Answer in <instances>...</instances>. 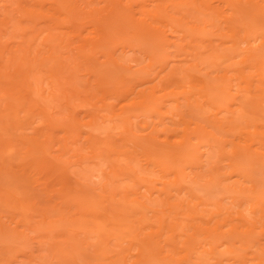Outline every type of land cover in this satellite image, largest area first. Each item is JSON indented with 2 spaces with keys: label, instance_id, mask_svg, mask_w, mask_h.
Instances as JSON below:
<instances>
[{
  "label": "bare ground",
  "instance_id": "obj_1",
  "mask_svg": "<svg viewBox=\"0 0 264 264\" xmlns=\"http://www.w3.org/2000/svg\"><path fill=\"white\" fill-rule=\"evenodd\" d=\"M68 1V2H67ZM69 1H71V0H66V3H65V0H0V38H1V40H2V37L4 36V35H7V33H9L8 31L10 30V26H12L13 27V23H14V17L16 18L15 20H16V23H18V27H21V25H20V23L22 24V30L24 31V32H22V34L20 33V35H22V38H23V40L25 41V39H26V41L25 42H27V43H23L22 44V38H21V36L20 35H18L17 33H12L11 34V38L10 39H12L13 40V38H14V40L13 41H15L16 43H20V44H18V45H16L15 47L16 48H14L13 49V46H11V47H9L10 45L9 44H7L8 45V47H6V49L4 50V48L5 47H3V48H1L0 50V82H2L1 80L3 79H5V81H7V82H5L4 83V85L6 84V83H8V81H9V84L8 85H11L10 83L12 82V86L14 85L13 83H14V78L15 77H17V79L15 80L16 82L17 81H20V82H18V83H22V86H24V87H27V88H31L32 90H33V88L31 87V85H32V83H35L34 84V89H36V90H30V91H27V92H29V94L27 95V94H24V97L25 98H23V97H17V99L15 98V100L14 99H12L11 98V96L9 95L10 93H8L7 91H2L1 89L2 88H0V172L2 171L3 173L4 172H12L11 170H12V168H17V169H19V167L18 166H20V165H18L17 163H21V165L22 166H24L25 165V163H26V158H30L32 161H35V160H38V163L39 162H43V164H45V166L44 167H46V163H48V164H50V166H48L47 165V167H49V168H47V169H44V170H49L50 171V173H49V171H46L47 172V174H46V172H44L45 174H43V169L41 168V167H43V166H41L42 165V163H41V165H39L40 166V168H41V170H43V171H40V173L41 174H43V177L45 176V178H47V179H45V180H47L48 181V178L50 177H52L51 179L49 178V181L50 180H53L54 179V177L53 176H51V174L52 175H54L55 173H58V171L57 170H59V172L60 173H58V174H60L61 175V173H62V171H64L65 169H60L61 167H62V165H61V167L59 166L60 164H59V161L57 162L58 164H55L56 163V161H52L51 159H52V157L50 156L51 155V150H50V148H51V146H53V145H55V144H53V145H51L52 144V142H53V136H54V132L56 131L57 132V129H58V131H59V129L61 128V130L62 129H64L65 128V126H66V129L64 130L65 131V133L67 132V133H69V131L70 130H72V127H74V125H73V123H74V121H76V123H77V120H78V117L79 116H74L73 115V113H71L72 111H71V109H74L75 107H76V105H75V107L74 106H68V104L69 105H72V103L70 104V103H68L67 104V102H68V98H67V96H64V94L62 95V97H61V90H59V86H63L64 87V85H65V82L67 81L68 82V80H66V81H63V78H62V69H60V68H62V67H56V69H60V72H57V74L56 73H52L50 76H49V78L50 79H47V78H45V76H44V78L45 79H47V80H49V84H48V86L50 85L51 87H48V89H50V94H48V96H46V98L49 100V102L51 103L52 102V100L55 102V103H53L52 102V104H56L57 103V101L59 102V101H64L65 102V100L67 101V102H63V105L61 106V107H63V108H60V106L59 105H57V107H58V112H60V109L63 111V110H65L66 111V113H68V111H71L70 113H68V114H65V115H68V116H62L61 115V118H60V116L59 117H57V115H58V113H56L57 115H56V118H55V116L53 117V114H55L54 112H55V110L57 109V108H55V110L53 111L52 109H50V111H48V114L50 115V116H48V118H45L44 116H41V117H44L45 118V120L42 122V123H40L39 122V124L38 125H36V126H34V125H32L31 123L32 122H34V121H32L31 123L29 122L30 120H27V114L29 113V112H27V114H26V111L22 108L23 106H22V103L24 104V102H23V100H27L26 99V97H31V99L33 98L34 100L35 99H38L37 97H39L40 99H38L37 101H41V99H42V101H44V99L42 98V94H44V96H45V94L48 92H45V93H43L42 91L41 92H39V90L41 89H45V88H43V86H42V88H41V82H40V80L42 81V78H43V74L42 73H44L43 72V69H45V65H47V67L46 68H48L49 69V67H50V69L52 68L53 70H55L54 68H55V66L56 65H54L53 63L54 62H52V61H57L58 60V57H56L55 55L56 54H54L53 55V49L54 50H56L57 48H58V46L60 47V46H62V45H64V46H67L68 45V43H67V41H64L63 42V40L64 39H66V40H68L67 38H64V39H62L63 37H65V36H63V34L64 33H66L67 31H69V30H65V28L64 27H62V28H64V31H62L63 29L61 28V26H64V22H65V20L66 19H68L69 21H70V23H72L73 22V24L74 23H77V21L76 22H74V21H72V19L74 20H76V18H74L73 16H71L72 17V19H71V17L69 16V15H67L66 16V19H60V17H59V20H60V22H62V24L63 25H61L60 23H59V21H58V23L61 25V26H57L56 28H55V24L57 23H55L54 24V27H53V23L56 21V16H57V13H60V12H62V9H61V5L64 3V4H66V5H68V7H70V6H72V3H75L76 4V2L75 1H73L72 3H69ZM86 1V0H85ZM84 1V2H85ZM90 1V0H89ZM93 1V0H92ZM91 1V2H92ZM97 1V0H96ZM101 1V0H100ZM99 1V2H100ZM127 2V5L130 3H132V1L133 2H135V1H137V0H126ZM141 1V0H140ZM139 1V2H140ZM149 1V2H148ZM160 2V0H142V2L139 4L140 6H133V5H136V4H131V5H126V3L125 4H123V0H108V1H106V0H104V2H106L105 4V7L107 8V9H104V8H101L100 7V10H99V12L97 11V10H94L96 13H95V16L96 17H94L93 18V20H90V21H88L87 22V20H89V15H90V13H93V12H90L89 14H87V13H84L83 15H82V9L81 10H77V12H76V14H79L78 13V11H80V13H81V17L83 16V19H85L84 21H81V22H87L86 24L87 25H89V22L90 23H92L91 24V27H90V29H89V32L91 33L90 35H92L91 36V38H89L90 39V41H87V42H83L82 40L83 39H85L86 37H84L83 38V35L81 36V38H82V40H81V38L79 39V35H78V32H76L75 31V33H77V34H74V35H77L78 36V39L76 38V36H75V39H74V37H71V38H73V39H69V40H71V42L74 40V42H70L69 40V43H71L70 44V46H71V48L70 49H72V46H73V43H75V41L77 42H79V41H82V43L81 42H79V44H77V45H79L78 47H77V45L75 46L74 45V50H76V53H74L73 51V53H69V55H68V59H69V56L71 55V54H73V55H71L72 57H74V55L76 56L75 57V59H78L77 61H79V62H81L80 61V59L81 58H83V60L85 61V65L87 66V70H86V73L87 72H89V73H87V74H90L92 77H91V80L93 81V82H89L88 81V85H90L91 83H94V81H95V87L96 86H101V88L102 89H100V91L102 90V92H100V93H107L108 92V89H110V91H111V95L112 94H114V96H116V97H122V98H124L125 100H129V101H127L128 103L130 102L132 105L131 106H135V104L137 105L136 107H134V108H136L137 110H138V113L140 112V114H136V115H144V116H141L142 117V122L140 121V123H143L144 121H146V120H144L143 118L145 117V118H147L148 117V113L146 114V111H153V112H151V114H153L154 115V117L156 116H158L157 117V119H159V124H158V126L160 125V126H162V131L163 132H165L166 133V135H165V133H164V137L163 138H161V139H159V137L160 136H162V135H160L159 136V131L156 129L157 127H156V123H155V125H151L152 127L151 128H153V129H151L148 133L147 132H145V134L143 133V135L142 136H138V134L139 133H136L135 135H134V143L132 144V146L135 148V149H133V151H127V150H123V149H117V147H116V139L114 138V136H115V134L117 135H119V134H129L130 133V131H131V128L135 125V127L136 128H138L139 126H142V125H139V122L137 121V122H134L133 120H131V122L134 124H132L133 126L131 127L130 125V117H136V118H133V119H135V120H137V117L138 116H134L133 114H128V115H130V117H125L124 119H123V122H122V126H121V131H119V132H114L113 130L115 129V126H114V124H116V123H114V120H113V118L111 117V116H107L108 118H109V121L110 122H112L111 124V127L109 128L108 127V129H105L106 128V126L104 127V126H102L101 124H103V123H105V117L106 116H104L105 114H103V115H101V116H99L98 115V118L100 119V117H102V120L101 121H99L100 123H99V126H98V121H97V117L94 115H92L93 116V118L92 119H94V120H92V124L89 126V124H87L86 125V127L87 126H89V127H87V129H89L88 131H87V133H85L86 134V139H87V143L90 145V147H91V149L89 148V145H88V148L91 150V152H90V150H88V156H86V157H82V159H81V156H80V159L82 160V163L84 164V162L86 163L87 162V167H86V171H90V172H88L89 173V175L90 176H93L94 178L96 177V178H98L97 180V182H99V180L102 182H100V186L99 187H96V189H97V191H99V194L96 192V194H98V195H95V192L93 193V192H91V191H89V189L88 190H81L80 189V187L82 186H78L79 187V189H76V190H73L72 191V189L71 188H69V184L67 183V187L65 186V187H61L62 185H65L66 184V181H64L65 183H63V179H66L65 178V176H66V174H65V176H64V174H62V176H64L63 177V179H62V176H59V177H61V179H58L57 178V176L56 175H54V176H56L55 177V181H56V183H52L53 185V187H54V184L57 186L58 184V186H59V190L57 191L56 189V191L53 189L52 191H49L44 185H46V181L42 178V180H41V178L40 177H42V176H40L39 178H40V182L42 183V184H39V185H37V187L38 186H40V185H42L41 187H40V189H41V192L43 191V190H45V191H43L45 194H44V197H47V196H49L48 198H50V197H53L52 199H48V201H49V205L50 206H52V205H54L53 203L52 204H50L51 202H50V200H54V199H56V201L60 198V201H58L56 204L57 205H65L64 206V208L62 209H60V211H58L57 209H58V206H54L55 208L54 209H51V210H47V209H43V208H41V210L39 211V213H38V210H37V217L39 218V221H38V223L41 225L40 227H39V229L40 230H42L43 232H58V234H54V235H52L51 237H50V239L47 241V242H45L46 243V250H50V251H48L49 252V254H48V258H50V262L52 263V264H75L74 262H76L77 260H79V263H77V264H80L82 261L84 262H82V264H92L93 262V264H127V260H128V257H132V254L131 253H129L130 251V248L135 244L136 245V250L138 249V252L136 251V254H134V258H135V260L133 261V260H131V263L129 262V264H160V260L161 259H164V258H162V257H160V251L158 252V256L153 252V249H152V246H151V243H150V240L149 241H142L139 237H140V234L141 233H143L144 232V227H145V225L146 224H148L147 222H149L148 221V218H149V216H150V214H151V212L153 211V213H154V209L151 211V207L150 208H148L147 206H146V204L144 203V202H140V200H139V198H151L155 193H157V197H160L161 195H165V197L168 199L169 197H167V196H169L170 194L171 195H173V197H176V195H180V194H185L186 193V195H189V196H191V198H196V196H195V192H193V190H192V188L193 189H195V187L200 183L199 182V180L200 181H204V182H202V183H205L207 186L208 185H211V184H215V183H217V181H218V183H222L223 184V189L225 190H227V192L226 193H228V195H227V197L228 198H232L233 199V202H232V204H233V206H237L238 208L241 206V201H247L248 203H249V205H251V207H253V208H255V210H253V211H251L250 209V212H248V210H247V212L249 213V214H247V212H245L246 210H243V211H241V210H236V212H235V214L237 215V217H235L240 223H241V225L243 224V225H246V231L245 232H243L244 231V229H242L243 228V226L239 229V227L238 226H233V228L231 229V231L232 232H234L235 234H237L238 233V231H241V229L243 230L242 232H241V234L244 236V234H245V236L246 235H248V236H253L252 235V233L254 232L255 233V229L254 228H257V226H256V224L255 223H257V220H264V168L262 169H260V167H262V164L260 165L259 163H258V159L256 160L255 158H260V157H262L261 158V160L262 161H264V154H262L261 152H262V150H263V148H262V150H260L259 152H257L255 149H257V150H259L258 148H261V147H255V149H253V151H254V153L252 152V142L250 141V138H249V136H248V134H243V139H242V132L244 133H247L248 131H245V129H244V131H243V128L242 127H240L239 125H237V126H233L232 124L233 123H231L230 122V124H229V122L227 123V124H229L230 126V128H237L238 129V127L239 128H241V129H238V132H239V130H241L240 131V133H237L236 131H231L230 133L228 132V135H230V134H232L233 136H234V133H235V136H237V135H240V136H237V137H235V139H233V141L235 142L236 141V139H237V141H239V139H241V141H239V142H241L240 144H242L243 142H246L245 141V139L247 138V142H248V138H249V142L247 143H243V146H244V148H245V150L243 151V149H242V152H243V154L241 155V154H239V152H237L236 150L237 149H235L237 146H239L238 144L237 145H235L236 144V142L234 143V145H233V147L235 146V148H233V150H231V154H228L229 152H227L226 154H228V155H225L224 153V151H222V150H224V147H222V149H221V151L219 150L218 152H219V154H218V152H217V149H218V144L217 145H215V143L214 144H212L211 142H210V139L211 138H209V143L208 142H206V141H208V136H212V134H214V133H212L211 135H209V134H206V133H208L206 130H210L209 128H205V131H206V133L204 132V129H202L203 127H201V125L199 126V127H201L200 129H202L203 130V132L205 133V135L207 136H205V138H207L206 139V141L205 142H200L199 141V139H201V138H199L198 136H196L195 137V139L196 140H198V141H193L192 142V137H191V135H188V133H186V132H189L190 131V128H187L186 126V128H187V130L186 131H183V130H185L186 128L185 127H183V128H179V127H176V123H178V122H175V121H177V120H175L174 121V119H177V114H173L174 116H173V118H172V114H171V112L173 111V112H175L174 110H178L179 108H181V107H177V104H175V103H177V101H179V100H176V102L174 101V105H176V106H173L172 104L170 105V103L168 104V106L170 107L171 106V108L169 109L168 108V110L169 111H171V112H168L167 111V108H166V112L164 113L163 111H161V110H163L162 109V107H164L163 105H166L167 103H165L164 102V100L163 99H161V97H163V96H158V94H157V92L159 91L160 92V90H158V91H156V85H157V88L159 89V84L160 83H164L165 84V82H166V85L168 86V84H170V82L172 83V81H174V79H172V78H170V77H172L175 73H176V79L179 77L180 78V76H181V74L183 75L184 73L183 72H185L184 70L182 71L181 70V67H179L180 69H175V65L177 64V63H175V64H173V61H175V60H173V61H169V57H166V59L165 58H162V60H161V62H162V64H159L160 66H158L160 69L159 70H157L158 68H156L155 69V71L157 70V72L156 73H151L154 77L153 78H151V79H148V78H146V79H144V77L146 76H144V77H142V74H140L139 73V70L135 73V75H136V77L134 76L133 77V74L134 73H132L131 72V74L129 73V75L127 76V71H130L131 70V68H132V65H133V67H135L134 69H136V68H138V66L136 67L135 65L138 63L139 64V62H137L138 60H137V58L135 59L134 57H132V59L130 60L129 58H127V59H124V61H123V59H121L120 58V61L119 62H121L119 65L121 66V68L123 69V70H125V72L127 73V74H125L124 75V71H123V73L121 74H117V69L115 70L116 72V76H112L111 74H110V72L111 71H113V69L115 68V67H113L112 68V66H114L113 64H117V61H118V59L119 58H117V61L115 60L114 61V59H115V52H114V50H112L113 52H112V54H114L113 56L114 57H112V54L110 53V49H108V52H107V55L108 56H106V62H105V69H103L102 71H101V74L100 73H98L99 72V70H101V68H100V65H99V61L97 60V59H101V57H103L104 56V52H103V50L105 49V46H107L108 44H110V45H114V44H111V42L112 41H114V38L116 37L117 38V36L115 35V34H119L118 35V37L120 36V34L121 35H125L126 33H128L131 37H128L127 36V38H128V40L130 41V44L132 43L133 44V42L135 41H137L138 39L136 38L137 37V35L136 34H141V33H143V34H148V35H152V38L154 37V38H156V39H158V40H156L157 42H159V43H161V41H164L165 43H171L170 42V38L169 37H167V36H171V35H166L167 34V32H165V30L166 29H164V32L166 33V34H162V32H160L159 30H161L162 29V27L164 26V24H166V26H169L170 28H171V30H173L172 32L170 31V30H167V31H169V32H171V33H173L174 34V36L172 35V37H175L176 35H177V33H179L177 30H176V28L171 24V23H166V21H167V19H168V21L170 20L169 18L171 17V15L169 16V14L166 12H163L164 14H168V16L169 17H167V16H165V15H162L161 14V10H162V8L161 7H163L164 5L163 4H161V3H158V4H156L157 2ZM162 1V0H161ZM164 1V0H163ZM179 1V0H178ZM177 1V2H178ZM183 1V0H182ZM188 1V0H187ZM191 1V0H190ZM190 1H188L187 2V4L189 5V3H190V5L193 3V5L194 4H196V3H194L195 1H197V0H192V1H194V2H190ZM83 2V1H82ZM83 2V3H84ZM88 2V0L86 1V3ZM95 2V1H94ZM98 2V1H97ZM102 2V1H101ZM104 2L102 3V4H104ZM108 2V3H107ZM147 2V3H146ZM171 2H173V1H171ZM184 2H185V0H184ZM198 2H199V4L201 5L200 7H199V11H200V9H201V7H203L204 8V10L206 11V10H210L209 12H211V10L213 11V9L216 11V8H217V10L218 9H220V7H217V2L216 3H212L210 0H198ZM68 3V4H67ZM86 3H84L86 6H88L89 5V9H87V11L89 10V11H91L92 10V8H91V4H86ZM163 3V2H162ZM169 3H170V0H169ZM168 3V4H169ZM180 3H181V1H180ZM180 3L178 2V4L180 5ZM186 3V2H185ZM221 3H223L224 5V8H226L227 10H228V12L227 11H225L226 9H224V11L222 10L223 8V6L221 5V10H218V12H220V11H222L221 13H226V14H228V16L226 15L225 16V14L224 15H222V17H224L222 20H224L223 22H222V24H220V25H223V23H225V28L226 29H229L230 31V33H232V38L234 39H232L233 41H232V45H229V43L228 44H226L227 45V47H226V45H225V39H223L224 41H222L221 42V44L223 45L224 44V46H221V47H226L225 49H226V53H227V51H229V55L228 56H224V54L222 53V55L223 56H217V57H215L216 58V60L214 61L213 59L214 58H212V59H210L211 58V54H209L208 56L206 55V56H204V57H202V55H200V53L198 52V54L200 55V57H202V58H204L203 59V61H201V62H203L204 64L206 63L205 61H207V64H205V69L207 68V70L210 72V73H213L212 75H215L216 74V76H214V80L212 79V82L210 83L209 81H208V78L206 79V77L205 76H208V74H206L205 73V71L203 72V74L205 73V75L203 76V77H205V79H203V78H201L200 80H199V76H200V74L201 75H203L202 73H200V72H202L203 70H205V69H196V67L195 66H192L193 64H191L192 62H190V65L192 66V67H194V69L193 70H197V73L195 74V72L196 71H194V75H197V74H199V76H198V81H199V83H201V84H199V86H194V84H193V86L195 87H193V89H195L194 90V92H193V90H192V86L191 87H189L190 89H185V87L187 86V84H192V82H194V81H196L197 79H195V77L193 76V74L191 73V71H190V73L192 74H189L187 77H186V82H187V84L185 85V84H183V86H182V84H181V87L180 86H178V88H182L183 90L182 91H180V94L182 93V96H180V98L182 97L185 101H186V104H187V102L188 103H190V99H194V98H196V95H198V98H199V100L198 101H200V99H201V101L202 102H198L197 100H193V102H195V104L197 105V106H200V103H201V105H203V103H204V105H209V106H212V105H216V111L217 110H219L220 108H218V107H221L222 108V106H223V112H224V110H225V112L229 115V116H227L228 118L231 116L229 113H232V116H233V114H237L236 116H238V117H236L237 119L236 120H239L238 118H241V117H244V116H246L247 118H248V116L251 118V120L253 121V123L254 124H252V122H251V120H250V123L251 124H247V121L249 120V119H247V121L245 122V123H243L242 125H244V124H247V125H253L254 127H255V131H258V130H260V129H258L259 128V126H260V128L261 127H263L264 128V0H221ZM47 4H48V6H47ZM70 4V5H69ZM81 4V3H80ZM101 3H100V5H102ZM167 4V5H168ZM172 5L174 4V3H171ZM186 4V5H187ZM218 4H219V2H218ZM94 5H97V4H93V7H95L96 8V6H94ZM99 5V6H100ZM161 5H163V6H161ZM164 6L165 8L164 9H168V7L169 6ZM183 5L184 4H182V7H183ZM220 5H218V6H220ZM55 7V9H53V7ZM76 6V5H75ZM74 6V7H75ZM77 6H79V4H77ZM85 6V7H86ZM98 6V7H99ZM148 6H150V7H148ZM159 6H161V7H159ZM192 6V5H191ZM214 6V7H213ZM29 7H31V8H29ZM47 7H49V8H47ZM67 7V6H66ZM65 7V5H64V7H62L63 9L64 8H66ZM150 8V10H152V12H151V14H150V12H149V10H148V8ZM171 7H172V9H171ZM216 7V8H215ZM79 8V7H78ZM78 8H76V9H78ZM86 8H88V7H86ZM90 8H91V10H90ZM176 7L175 6H171L170 5V11H172L173 9H175ZM61 11H60V10ZM66 9H68V8H66ZM65 9V10H66ZM71 9H75V8H71ZM85 9V8H84ZM101 9H104V10H106V13L105 14H103V12L102 11H104V10H101ZM164 9H163V11H164ZM198 9V8H197ZM53 11V13H52V11ZM169 10V9H168ZM179 9H177L176 10V12L178 11ZM59 11V12H58ZM71 11V10H70ZM70 11L68 10V12L70 13ZM165 11H167V10H165ZM170 11H168V12H170ZM215 11H213L214 13H215ZM66 12V11H65ZM74 12V11H73ZM102 12V13H101ZM173 12V11H172ZM191 12V11H190ZM209 12H207V14H209ZM56 13V14H55ZM63 13V12H62ZM67 13V12H66ZM68 13V14H69ZM152 13H154V14H152ZM179 13V12H178ZM205 14H206V12H204ZM86 14V15H85ZM186 14V13H185ZM202 14V13H201ZM216 14V13H215ZM54 15H56V16H54ZM64 15H66V14H64ZM74 15V14H73ZM78 15V16H79ZM92 16L94 15V14H91ZM180 15V14H179ZM210 15H212V14H210ZM75 16V15H74ZM77 16V17H78ZM85 16H87L86 18H84ZM173 16V15H172ZM175 16V15H174ZM172 17V18H175V17ZM183 16V15H182ZM186 16V15H185ZM206 16V15H205ZM213 16V15H212ZM18 17V18H17ZM53 17H55V18H53ZM70 17V18H69ZM76 17V16H75ZM167 18L165 21L163 20V18ZM178 17V16H177ZM184 17V16H183ZM191 17V16H190ZM195 17V16H194ZM218 17H220V16H218ZM217 17V18H218ZM39 19L40 21H41V19H43V23H44V25L45 26H43V24H42V26H37V25H39L38 23H40V22H38L37 21V27L35 26V28H34V24L36 23L33 19H35V20H37V19ZM185 19L184 20H186V17H184ZM193 18V17H192ZM221 18V17H220ZM219 18V19H220ZM19 19V20H18ZM23 19H25V20H30V23H33L32 24V26H33V28L34 29H36L37 30V28H43V27H45V28H43V29H39V30H37L36 32H35V34L38 32H42L43 30H45L46 28L48 29V30H52V32L50 31H47V32H49V35H48V37H45L44 38V40L46 41V40H49L52 44L55 42V44H56V42L57 41H54L53 42V40L55 39V40H59L60 42H61V40L60 39H62V42L63 43H61V44H59V45H57V46H55V44H51L52 46H47L45 43V41H42V39L40 40V41H36V39L37 40H39L38 38H37V36L34 34V32H30L29 31V33L27 32H25V31H27V30H25L26 28L23 26L26 22H24L23 21ZM71 19V20H70ZM87 19V20H86ZM92 19V18H91ZM160 19V20H159ZM176 19V18H175ZM180 20H182L181 18H179ZM197 19V18H196ZM213 19V18H212ZM215 19V18H214ZM21 20V21H20ZM32 20H33V22H32ZM54 20V21H53ZM58 20V19H57ZM66 21L67 23V25H68V27H70V23H69V21ZM179 20V21H180ZM184 20H182V21H184ZM190 19L188 18V21H189ZM192 20V19H191ZM12 21V22H11ZM18 21V22H17ZM72 21V22H71ZM162 21V22H161ZM165 23H164V22ZM216 21V19L214 20V22ZM23 22V23H22ZM80 22V23H81ZM164 23L163 24V26L161 27L160 25H156V24H158V23ZM173 22V21H172ZM214 22H211L212 24L214 23ZM57 23V24H58ZM185 24L187 23L186 21L184 22ZM188 23H190V22H188ZM194 23H196V22H194ZM200 23V22H199ZM198 23V24H199ZM216 24H217V22H215ZM219 23V22H218ZM220 23H221V21H220ZM11 24V25H10ZM28 24V23H27ZM197 24V28L196 29H198V28H200L199 27V25ZM215 24V25H216ZM10 25V26H9ZM206 25V24H205ZM204 24H203V27L205 26ZM214 25V27H216V26H218V24L215 26ZM219 25V26H220ZM9 26V27H8ZM26 26H28V25H26ZM132 26H133V29H134V31L135 30H138L137 31V33H135V34H133V33H131L130 31H132ZM156 26V27H155ZM158 26V27H157ZM161 27V29H160V27ZM180 26V25H179ZM191 27H192V24L190 25ZM207 26V25H206ZM205 26V27H206ZM67 27V28H68ZM196 27V26H195ZM210 27V26H209ZM31 28V27H30ZM30 28H29V30H30ZM55 28V30H53ZM66 28V29H67ZM71 28L73 29V27L71 26ZM74 28H76V26L74 27ZM78 28V27H77ZM76 28V29H77ZM79 28H81V27H79ZM126 28H130V30H128V32H127V30H126ZM164 28V27H163ZM180 28H181V26H180ZM28 29V28H27ZM46 29V30H47ZM56 29H57V32H56ZM60 29H61V31H60ZM69 29V28H68ZM76 29H73V30H76ZM193 29V27L191 28V29H189L188 28V33L191 31ZM201 29H202V27H201ZM206 29V28H205ZM205 29H203V30H205ZM216 29H218L217 27H216ZM215 29V30H216ZM220 29H223L221 26H220ZM12 30V29H11ZM21 30V31H22ZM33 30V29H32ZM81 30V29H80ZM163 30V29H162ZM193 30H195V28L193 29ZM192 30V31H193ZM199 30V29H198ZM210 30H212V29H210ZM209 30V31H210ZM56 32V33H54V32ZM61 33H60V32ZM191 31V32H192ZM197 31V30H196ZM208 31V30H207ZM217 31V30H216ZM221 30H219L218 32H220ZM46 31L44 32H42V33H40V34H46L47 33ZM61 34V38H59L60 36H59V33ZM71 30L69 31V36H71V35H73V34H71ZM131 34H133V35H131ZM200 32V31H199ZM217 32V33H218ZM221 32H223V31H221ZM226 32H227V30H226ZM23 33H26L25 35H23ZM31 33V34H30ZM33 33V34H32ZM50 33H52L51 35H50ZM58 33V34H57ZM170 33V34H171ZM175 33H176V35H175ZM198 33V32H197ZM229 33V34H230ZM30 36H34L35 38H34V40H33V36L31 37V39H32V41L34 42V41H36V43L37 42H41V43H39V44H37L38 46H40V47H38V46H34V47H36V48H39V51H40V48L42 47H44V46H46V47H49L48 49L46 48V51L45 52H43L44 50L43 49H41V51L40 52H43L42 54L40 53V55H39V53L38 52H36V50H38V49H35V51H34V49H33V51H32V54H34V56L32 55V58L30 57V51L31 50H28V48L29 49H31L32 47L28 44V42L30 43V41H27L28 40V37H30ZM55 34V35H54ZM56 34H57V36H59L58 38H57V36H56ZM66 34V35H67ZM84 34H85V32H84ZM87 34H89V33H87ZM86 34V36H88ZM180 34H181V32H180ZM183 34V33H182ZM203 34V33H202ZM205 34V33H204ZM214 34H215V32H214ZM222 34V33H221ZM223 34H226V33H223ZM243 35L242 36V40H241V37L240 36H238V35ZM14 35V36H13ZM16 35H18V37L16 36ZM65 35V34H64ZM73 35V36H74ZM134 35H136V36H134ZM184 35V34H183ZM210 35V34H209ZM212 35V34H211ZM220 35V34H219ZM9 35H7V37H8ZM16 36V37H15ZM19 36H20V38H19ZM26 36V37H25ZM44 36H47V34L46 35H44ZM69 36H67L68 38H69ZM115 36V37H114ZM178 36L180 37V35L178 34ZM178 36H176V37H178ZM190 36L191 37H193L192 36V34L191 35H189V40H190ZM195 36V35H194ZM203 35H200V37H202ZM205 36H208V35H205ZM226 36H228V34H226ZM239 37V42H234V41H236V37ZM5 37V36H4ZM57 39H56V38ZM121 37V36H120ZM124 37H126V36H124ZM178 37V38H179ZM199 37V36H198ZM198 37L196 36V40L198 39ZM211 37V36H210ZM222 37V36H221ZM225 37V36H224ZM235 37V38H234ZM9 38V37H8ZM16 38H17V41H16ZM19 38V39H18ZM87 38V39H88ZM129 38H131V39H129ZM133 38V39H132ZM138 38H140V37H138ZM147 38L148 37H146V40H147ZM194 38V37H193ZM204 38V37H203ZM206 38V37H205ZM208 38V37H207ZM219 38V37H218ZM226 38V37H225ZM229 38L231 39V34L229 35ZM30 39V40H31ZM160 39H162V40H160ZM175 39V38H174ZM174 39H173V41H174ZM184 38L182 37V35H181V37H180V40H183ZM192 39V38H191ZM195 39V38H194ZM222 39V38H221ZM0 40V41H1ZM9 40V39H8ZM21 40V41H20ZM86 40V39H85ZM122 40H124V38H122L121 39V42H122V45H124V43H123V41ZM133 40V41H132ZM145 40V41H146ZM148 40H149V38H148ZM171 40H172V38H171ZM176 40V39H175ZM178 40V39H177ZM199 40H201V38L199 39ZM204 40H206V39H204ZM204 40H203V42H204ZM214 40V39H213ZM241 40V41H240ZM7 41V40H6ZM132 41V42H131ZM144 41V40H143ZM183 41H185V39L183 40ZM183 41H180V42H183ZM194 43H195V40H192ZM192 41H190L191 43H192ZM227 42L229 41L228 40V38H227V40H226ZM2 42V41H1ZM4 42V41H3ZM67 43V44H64V43ZM120 42V41H119ZM142 42V41H141ZM150 42H152V40L150 41ZM149 41L147 42V44H149L150 43ZM176 42V41H175ZM175 42H173V43H175ZM201 42V41H200ZM202 42V43H203ZM206 42V41H205ZM211 42V41H210ZM5 43V42H4ZM32 43V42H31ZM36 43H34V44H36ZM43 43H44V45H43ZM47 43H48V41H47ZM58 43V42H57ZM81 43V44H80ZM112 43H115V41L114 42H112ZM172 43V45H174ZM214 43H216V42H214ZM213 43V44H214ZM244 43L245 44V46H243V47H240V46H242V44ZM1 44V43H0ZM21 44L26 48L27 47V49H25V48H22L23 46H21ZM25 44V45H24ZM33 44V45H34ZM41 44V45H40ZM76 44V43H75ZM119 44V43H118ZM121 44V43H120ZM129 44V43H128ZM127 44V45H128ZM129 44V45H130ZM134 44H136V43H134ZM143 44H144V42H143ZM145 44H146V42H145ZM162 44H163V42H162ZM197 44H200V43H197ZM211 44H212V42H211ZM239 44H241L240 46H238ZM26 45H28V46H30V47H28V46H26ZM117 45V44H116ZM122 45H120L121 47H122ZM127 45H125V47L127 46ZM151 47H153V45L155 46V43L152 45V43H150L149 44ZM156 45H157V43H156ZM167 45V44H166ZM171 45V44H170ZM176 45V44H175ZM187 45V44H186ZM194 45V44H193ZM203 45V44H202ZM217 45H219V44H217ZM54 46V47H53ZM90 46V47H89ZM137 46V45H136ZM139 46V45H138ZM165 46V45H164ZM195 46V45H194ZM197 46V45H196ZM196 46H195V48H196ZM211 46V45H210ZM209 46V47H210ZM229 46H231V47H229ZM90 48V51L87 53L86 51H84L83 49H85V50H87L88 48ZM110 47H113V46H110ZM157 48H158V46H156ZM160 47V46H159ZM175 47V46H174ZM180 47V46H179ZM178 47V48H179ZM197 47H199V46H197ZM216 48V45L215 46H213V47H210L211 49L212 48ZM63 48V51H64V47H62ZM61 48V49H62ZM67 49L64 51L65 53H63L64 54V57H66V58H63V56L61 57V55L62 54H59L58 53V49L56 50V52H57V54H59V55H57V56H59V58H62L63 59V61L61 60V63L62 62H64V61H66L67 62V66L68 67H70V66H72V68H74L73 66H75V68L74 69H76V67H77V65H74V64H76L73 60H71V61H73V63L74 64H72L71 65V63L72 62H70V59H69V61H68V59H67V52L66 51H69V46H67L66 47ZM97 49V50H95V49ZM100 50H99V49ZM104 48V49H103ZM113 48H115V47H113ZM165 48H166V46H165ZM164 48V51L167 49H165ZM182 48V47H181ZM194 48V47H193ZM220 48V47H219ZM224 48H222V49H224ZM60 49V48H59ZM92 49V50H91ZM95 51H94V50ZM154 48H152V50H153ZM170 49V48H169ZM184 49V48H183ZM197 49V48H196ZM210 49V50H211ZM43 50V51H42ZM89 50V49H88ZM139 50V49H138ZM173 50V49H172ZM175 50H177L176 48H175ZM181 50V49H180ZM221 49H219L218 51L219 52H221L220 51ZM62 51V52H63ZM97 51V52H96ZM99 51V52H98ZM150 51V50H149ZM170 51V50H169ZM177 51H179V50H177ZM192 51H194L195 52V50L193 49ZM34 52V53H33ZM61 52V53H62ZM92 52V53H91ZM102 52V53H101ZM122 52H124V50L122 51ZM121 52V53H122ZM142 52H143V50H142ZM153 52H154V50H153ZM166 52V51H165ZM181 52V51H180ZM179 52V53H180ZM194 52H192L193 54H194ZM209 52V51H208ZM214 51L212 50V53H213ZM223 52V51H222ZM54 53H55V51H54ZM94 53V54H93ZM100 53L102 54V55H100ZM177 53V52H176ZM182 53V52H181ZM191 53V54H192ZM225 53V54H226ZM38 54V55H37ZM66 54V55H65ZM83 54H84V56H83ZM93 54V55H92ZM98 54H99V56H101V57H98ZM110 54V55H109ZM173 54H174V52H173ZM183 54V53H182ZM190 53H189V55H191ZM192 54V55H193ZM197 54V53H196ZM197 54V55H198ZM214 54V53H213ZM213 54H212V57H213ZM221 54V53H220ZM219 54V55H220ZM42 55V56H41ZM86 55H88L87 57H86ZM94 55H97L96 57L94 56ZM119 55H120V53H119ZM118 55V56H119ZM156 55V54H155ZM158 55H160V54H158ZM170 55H171V52H170ZM181 55V54H180ZM192 55L190 56V57H192ZM199 55L198 56H196L195 58L197 59L198 57H199ZM53 56H55L54 58H56V59H54L53 58ZM70 56V57H71ZM122 56H124V55H122ZM168 56V55H167ZM178 56H179V54H178ZM186 56V55H185ZM91 59H90V58ZM93 57V58H92ZM108 57H110V58H108ZM111 57L113 58V60L111 59ZM172 57V56H171ZM170 57V58H171ZM174 57V56H173ZM186 57H188V55L186 56ZM205 57H207V58H209V59H207V58H205ZM239 58V59H236L235 60V58ZM94 58H97L96 60H97V63H96V60L94 61L93 59ZM167 58H168V60H167ZM192 58H194V56L192 57ZM191 58V59H192ZM66 59V60H65ZM110 60V62H112V61H114V63L112 62V63H110L109 62V60ZM129 59V61H128V63H127V61H125V60H128ZM188 59H189V57H188ZM196 59H194V61H195V65H196ZM200 59V58H199ZM226 59V60H225ZM82 60V59H81ZM149 60H150V58H149ZM160 60H159V62H160ZM181 60V59H180ZM183 60V59H182ZM225 60V62L226 61H228L229 60V62L230 63H228L227 65H225L224 64V61ZM238 60V61H237ZM76 61V60H75ZM154 61H157V60H154ZM178 61V60H177ZM189 61V60H188ZM58 63H60L59 61H57ZM124 62L126 63V65L124 64ZM142 62V61H141ZM158 62V63H159ZM180 62V61H179ZM209 62V63H208ZM210 62H212V63H210ZM36 63H38L37 65H36ZM70 63V64H69ZM102 63V62H101ZM131 63H132V65H131ZM143 63V62H142ZM151 63H152V60H151ZM154 63V62H153ZM157 63V62H156ZM172 63V64H171ZM199 63V62H198ZM243 63H248V64H246V65H249L248 67H249V69L247 68V66L245 65V67L248 69V72H246V70H245V73L243 72V70H242V68H240L241 67V65H244ZM56 64V63H55ZM69 64V65H68ZM98 64V65H97ZM110 64H112V66H110ZM179 64V63H178ZM185 64V62L184 63H182V65H184ZM222 64H223V67H222ZM32 65H36L37 66V68H38V70H39V72L40 73H35V70L36 71H38L37 70V68H31L32 67ZM44 65V67H42ZM59 66H60V64H58ZM57 65V66H58ZM62 65H64L63 63H62ZM66 65V64H65ZM80 65V64H79ZM107 65H109L108 67H107ZM149 65V64H148ZM147 65V66H148ZM154 65V64H153ZM180 65H181V63H180ZM181 65V66H182ZM187 65H189V63L187 64ZM203 65V64H202ZM207 65V66H206ZM208 65H210V66H208ZM239 65V66H238ZM49 66V67H48ZM120 66H118V69L120 68ZM141 66V65H140ZM146 66V67H147ZM152 66V65H151ZM155 66V65H154ZM176 66H179V65H176ZM197 66V65H196ZM204 66V65H203ZM203 66H201V67H203ZM238 67V69H237V72H236V70H235V73H236V76L238 77V79L237 78H232V76H230L229 75V73H230V71H231V69H232V71L234 72V69H233V67ZM15 69H14V68ZM39 67H41V68H39ZM68 67H65L66 68V70H67V68ZM110 67V68H109ZM146 67H144V68H146ZM149 67H150V65H149ZM148 67V68H149ZM188 67H190V66H187V68ZM198 67V66H197ZM200 67V66H199ZM198 67V68H199ZM230 67V68H229ZM43 68V69H42ZM64 68V69H65ZM107 68V69H106ZM144 68H142V69H144ZM168 70H167V69ZM177 68V67H176ZM210 68V69H209ZM11 69H12V71H11ZM15 70V72H13L14 70ZM58 69V70H59ZM68 69H70V68H68ZM112 69V70H111ZM134 69H132V70H134ZM140 69V68H139ZM182 69H184V66H183V68ZM71 70V69H70ZM73 70V69H72ZM166 71V73H165V71ZM176 70L178 71V72H176ZM182 71L181 72V74H180V76H177V74L178 73H180L179 71ZM192 70V71H193ZM198 70H201L200 72L198 71ZM206 70V71H207ZM10 71H11V73H10ZM52 71V70H51ZM56 71V70H55ZM75 71V70H74ZM141 72H142V70H140ZM163 71H164V74H161V72L163 73ZM46 72V71H45ZM48 72V71H47ZM64 72V71H63ZM97 72V74H95ZM118 72H120V71H118ZM121 72H122V70H121ZM150 72H151V69H150ZM199 72V73H198ZM208 72V73H209ZM219 72H223V74L222 75H220L219 74V76L217 75ZM95 74V76L94 75H92V74ZM111 73H114V71L113 72H111ZM137 73L138 74H140L139 76L137 75ZM148 73V72H147ZM228 73V74H227ZM237 73H239V75H237ZM40 76H39V75ZM42 74V75H41ZM44 74H46V73H44ZM68 75H70L69 73H67ZM79 74V73H78ZM187 74H188V72H187ZM233 74V73H232ZM72 75V74H71ZM71 75H70V77H67V78H69V80H70V78H71ZM80 75H82V74H80ZM90 75H88V77L90 76ZM96 75H98L97 76V78H100V79H96V80H93V79H95L96 78ZM150 75V74H149ZM162 75V76H161ZM191 75V76H190ZM212 75H210V76H212ZM229 75V76H228ZM38 76V77H37ZM42 76V77H41ZM78 76V75H77ZM87 76V75H86ZM127 76V77H126ZM132 76V78L130 79V77ZM138 76V77H137ZM143 78H141V77ZM151 76V75H150ZM193 76V77H192ZM209 76V77H210ZM80 77V76H79ZM95 77V78H94ZM129 77V78H128ZM147 77V76H146ZM175 77V76H174ZM173 77V78H174ZM185 78V75H183L182 76V82H180V83H183V80H184V78ZM189 77H190V79H189ZM192 77V78H191ZM41 78V79H40ZM66 78V79H67ZM90 78V77H89ZM114 78V79H113ZM126 78H127V80H126ZM134 78H135V80H134ZM150 78V77H149ZM156 78V79H155ZM178 78V79H179ZM211 78V77H210ZM19 79V80H18ZM40 79V80H39ZM62 79V80H61ZM78 79V78H77ZM114 80V82H113V80ZM131 80V83H130V80ZM133 79V80H132ZM142 79V80H141ZM157 80L158 79V82H154L155 80ZM166 79V80H165ZM177 79V80H178ZM189 79V80H188ZM30 80H33V82H30ZM44 80V79H43ZM88 80V79H87ZM87 80L85 81L86 83H87ZM90 80V79H89ZM90 80V81H91ZM129 80V81H128ZM154 80V81H153ZM167 80H168V82H167ZM236 80H239V81H237L236 82ZM61 81H63V82H61ZM165 81V82H164ZM198 81H197V83H198ZM15 82V85L14 86H17L18 85V83H16ZM40 82V83H39ZM47 82V81H46ZM111 82H113V84H114V87H112V88H110L111 86L110 85H112L111 84ZM156 83V85H154V83ZM174 82H176V84L178 85L179 84V82L178 81H174ZM173 82V84L172 85H174L175 83ZM185 82V83H186ZM69 83H73V84H71V86L73 87L74 86V82H72L71 80L67 83V84H69ZM85 83V84H86ZM90 83V84H89ZM150 83V84H149ZM151 83H153V86H152V84ZM196 83V82H195ZM1 84V83H0ZM31 84V85H30ZM65 85V86H69L70 87V84L69 85ZM84 84V85H85ZM148 84V85H147ZM176 84H175V88H177L176 87ZM7 85V84H6ZM5 85V86H6ZM7 85V86H8ZM44 85V84H43ZM80 85H82L81 83H80ZM83 85V87L85 88V87H87V86H84ZM151 85V86H150ZM171 85V86H172ZM180 85V84H179ZM4 86V87H5ZM6 86V87H7ZM18 86H20L21 87V85H18ZM36 86V87H35ZM46 86V85H45ZM93 87H94V85H92ZM104 86V87H103ZM110 86V87H109ZM185 86V87H184ZM47 87V86H46ZM69 87H66L67 89L66 90H68V88ZM82 87V86H81ZM184 87V88H183ZM200 87V88H199ZM14 88V87H13ZM61 88V87H60ZM90 88V87H89ZM160 88H162L161 87V85H160ZM168 88V87H167ZM171 87H169L168 89L169 90H172V89H170ZM177 88V89H178ZM196 88H198V89H196ZM5 89V88H4ZM8 89H9V87H8ZM47 89V88H46ZM46 89H45V91H46ZM71 90H72V88H70ZM94 90L96 89V88H93ZM176 89V90H177ZM185 89V90H184ZM6 90H7V88H6ZM14 90H16L15 88H14ZM13 90V91H14ZM87 90V89H86ZM86 90H84V92L86 91ZM175 90V91H176ZM188 92H187V91ZM191 90H192V92H191ZM2 91V92H1ZM9 91L10 92H13L12 90H10L9 89ZM22 91V90H21ZM37 91V92H36ZM76 91V90H75ZM75 91H73V92H75ZM79 91V90H78ZM81 91H83V89L81 90ZM87 91H89V90H87ZM96 91V90H95ZM167 91L168 90H164V92L163 93H165V95H164V98L166 97V93H167ZM196 91V92H195ZM24 92V91H23ZM32 92V93H31ZM38 92H39V94H40V96H39V94H38ZM57 92V93H56ZM69 92V91H68ZM72 92V93H73ZM170 92V91H169ZM174 92V91H173ZM3 93V94H2ZM15 93V92H14ZM17 93H19V91H17ZM31 93V94H30ZM36 93V94H35ZM49 93V92H48ZM71 93V95H73V94H75V93H73L72 94ZM94 93H96V92H94ZM109 93V92H108ZM162 92H161V95L163 94ZM37 94H38V96H37ZM52 94V95H51ZM87 94V93H86ZM90 94V93H89ZM116 94V95H115ZM175 94V93H174ZM179 93H178V95H180ZM16 95V94H15ZM18 95V94H17ZM26 95V96H25ZM31 95V96H30ZM56 95V96H55ZM58 95H60V98H58ZM66 95V94H65ZM68 95V94H67ZM81 95H83V94H81ZM95 95V94H94ZM103 95V97H104V94H102ZM106 95V94H105ZM110 95V96H111ZM169 95H171L172 96V94L171 93H169ZM168 95V96H169ZM176 95V94H175ZM21 96V95H20ZM49 96L50 97H52V98H49ZM106 96H108L109 97V95H106ZM195 96V97H194ZM54 97V98H53ZM65 97H66V99H65ZM74 97V96H73ZM87 97V96H86ZM102 97V98H103ZM108 97L106 98V100L108 99ZM116 97H114V98H116ZM14 98V97H13ZM71 99H72V97H70ZM105 98V97H104ZM103 98V100H105ZM111 99H112V96L110 97ZM109 98V99H110ZM169 98V97H168ZM170 98H172V97H170ZM23 99V100H22ZM59 99V100H58ZM64 99V100H63ZM71 99H69V100H71ZM175 100V98H172V100ZM176 99H177V96H176ZM182 99V100H183ZM21 100V101H20ZM46 100V99H45ZM51 100V101H50ZM117 100V99H116ZM170 100V99H169ZM172 100H170V101H172ZM39 101V102H40ZM41 101V102H42ZM166 101H168V100H166ZM26 102V101H25ZM36 102V101H35ZM34 102V104L33 105H37L38 106V104L39 103H35ZM87 102V101H86ZM124 102V101H123ZM135 104H134V103ZM160 102H161V106L162 107H159V104H160ZM180 102V101H179ZM184 102V101H183ZM33 103V102H32ZM46 104L48 103L47 101L45 102ZM105 103V102H104ZM129 103V104H130ZM138 103V104H137ZM165 103V104H164ZM173 103V102H172ZM199 103V104H198ZM41 104V103H40ZM52 104L50 105L49 103L47 104V105H50V107H52ZM88 105L90 104V102L89 103H87ZM106 104V103H105ZM105 104H103L104 106H105ZM222 104V105H221ZM29 105H30V103H29ZM32 105V104H31ZM74 105V104H73ZM80 105V104H79ZM91 105V104H90ZM103 105H101L100 107L101 108H103L104 106ZM180 105H181V102H180ZM179 105V106H180ZM195 105V106H196ZM37 106H35V107H31V109L32 108H36ZM39 106H43V104H41V105H39ZM38 106V107H39ZM46 105L44 104V107H45ZM72 107V108H70V109H68L67 110V108H65V107ZM78 106V105H77ZM141 106H142V108H148V110H142L141 109ZM167 106V105H166ZM167 106V107H168ZM187 106V105H186ZM209 106H207V108H209ZM218 106V107H217ZM225 106V107H224ZM38 107H37V109H35V110H38ZM43 107V108H44ZM49 107V108H50ZM56 107V106H55ZM91 107H92V105H91ZM108 107V106H107ZM107 107H105V109L107 108ZM109 107H110V105H109ZM112 108L114 107V105L113 106H111ZM116 107V106H115ZM161 108L160 110H159V108ZM176 107V108H175ZM206 107V106H205ZM39 108H41L42 109V107H39ZM47 108V107H46ZM53 109H54V107H52ZM60 108V109H59ZM77 108V107H76ZM99 108V107H98ZM129 108V107H128ZM133 108V109H134ZM152 110H151V109ZM198 108V107H197ZM211 108L212 107H210L209 109L211 110ZM214 108V107H213ZM212 108V109H213ZM215 108H214V111H215ZM218 108V109H217ZM30 109V110H31ZM141 109V110H140ZM29 110V109H28ZM27 110V111H28ZM29 110V111H30ZM47 110V109H46ZM77 109H75V111H76ZM100 112H102L101 110H100V108L98 109ZM109 110V108L106 110V111H104V112H107ZM114 110V109H113ZM128 110V109H127ZM132 110V109H131ZM136 110V111H137ZM155 110H156V112H155ZM182 110V109H181ZM188 110V109H187ZM187 110H185V111H187ZM221 110V109H220ZM217 111V112H213V110H211L212 112H213V115L211 114V111H209L210 112V114H211V118H212V121H215L217 124H218V126H217V128L218 127H220L221 128V126L223 127V124L225 123L224 121H223V119L225 120L226 118H224V114L223 113H221L222 112V110L221 111ZM74 111V110H73ZM78 111V110H77ZM134 111H135V109H134ZM148 111V112H149ZM160 111V112H159ZM165 111V110H164ZM179 111V110H178ZM199 111H200V109H199ZM32 112V111H31ZM50 112V113H49ZM96 112V111H95ZM112 112V110H110V112L109 113H111ZM117 112V111H116ZM131 111L129 110L128 111V113H130ZM143 112H144V114H143ZM150 112H149V114H150ZM191 113V117H192V110L190 111ZM224 112V113H225ZM229 112V113H228ZM52 113V114H51ZM61 114H62V112H60ZM59 113V114H60ZM75 113V112H74ZM90 114H91V112H89ZM99 113V112H98ZM126 113H127V111H126ZM136 113V112H135ZM155 113H157L156 115H155ZM168 113V115H166ZM169 113L171 114V117H169L170 118V120H171V122H170V124L173 126V128H170L168 125H167V123H165L164 122V120L165 121H167L168 120V118H167V120H166V116L168 117V116H170L169 115ZM186 113V112H185ZM220 113V114H219ZM20 114H23V115H20ZM69 114H71V115H69ZM78 114H79V111H78ZM78 114H76V115H78ZM95 114H97V112L95 113ZM101 114V113H100ZM149 115V116H152V115ZM160 114H161V117H160ZM182 114V113H181ZM180 114V115H181ZM188 114H189V112H188ZM189 114V115H190ZM194 114V113H193ZM52 115V116H51ZM111 115H113V113L111 114ZM116 115V114H115ZM114 116V115H113ZM163 116H165V117H163ZM176 116V117H175ZM218 116H223V119H220V117L218 118ZM53 117V118H52ZM74 117H75V119H74ZM96 117V118H95ZM106 117V119H108ZM175 117V118H174ZM182 117L184 118V116L182 115ZM181 117V118H182ZM198 117V116H197ZM206 117V116H205ZM68 118V121L67 120H65V119H67ZM139 118H140V116H139ZM138 118V119H139ZM151 118V117H150ZM194 118V117H193ZM199 118V117H198ZM201 118V117H200ZM57 119H58V121H57ZM74 119V120H73ZM77 119V120H76ZM148 119V118H147ZM207 119L209 120V118H208V116L206 117V120H205V118H203L202 120L208 125L209 123H207ZM243 119V118H242ZM42 120H43V118H42ZM63 120H65V121H63ZM71 120V121H70ZM80 121L82 120V118L81 119H79ZM115 120H117V119H115ZM120 120V119H119ZM184 120H186V118H184ZM191 120H192V118H191ZM211 120V119H210ZM229 120H230V118H229ZM228 120V121H229ZM40 121V120H39ZM67 121V122H66ZM80 121H78V122H80ZM97 122V123H93V122ZM148 121V120H147ZM158 121V120H157ZM156 121V122H157ZM188 121H190L189 119H188ZM198 121H199V119H198ZM59 122H61V123H59ZM64 122H65V124H64ZM72 123V125L70 124V123ZM149 122V121H148ZM145 123V129H146V127L148 128V125L146 126V124H149V123ZM169 122V121H168ZM185 122H187V120L185 121ZM215 122H210L211 124L209 125V126H213V124L215 123ZM224 122V123H223ZM226 122H227V120H226ZM233 122V121H232ZM234 122H235V119H234ZM66 123H68L69 125L67 126V124ZM107 123V122H106ZM138 123V124H137ZM152 123V122H151ZM192 123H194V125L192 124ZM197 123V120L194 122V120H192V122H191V124H192V126H194V130H196V128H195V124ZM198 123H202V122H198ZM240 123H241V121H240ZM248 123H249V121H248ZM80 123H78L77 125H79ZM85 124V123H84ZM84 124L82 125V126H84ZM187 124V123H186ZM204 124V123H203ZM202 124V125H203ZM205 124V125H206ZM227 124H226V128L228 127L227 126ZM80 125V126H81ZM150 125V124H149ZM189 125V124H188ZM247 125H244L245 127L247 126ZM71 126V127H70ZM118 126V125H117ZM116 126V127H117ZM138 126V127H137ZM174 126H175V129L176 128H179L180 129V132H179V129L177 130V132H179V135H178V133L177 132H175L176 130L174 129ZM198 126V125H197ZM224 126H225V124H224ZM231 126H233V127H231ZM243 126V127H244ZM62 127H64V128H62ZM69 127V128H68ZM101 127H104L103 129L101 128ZM189 127V126H188ZM198 127V128H199ZM204 127H208V126H204ZM244 127V128H245ZM258 127V128H257ZM71 128V129H70ZM77 128H78V126H77ZM77 128L75 127V129L77 130ZM134 128V127H133ZM142 128V127H141ZM160 128V127H159ZM214 128H215V125H214ZM229 128V129H230ZM250 128H251V126H250ZM253 128V127H252ZM261 129L260 130V132L261 131H263L264 129ZM67 129H69V131L67 130ZM139 129V128H138ZM144 129V128H143ZM143 129H142V131H143ZM150 129V128H149ZM181 129H183L182 130V132H181ZM222 129V128H221ZM221 129H219V131L221 130ZM223 129H225V128H223ZM248 129H249V127H248ZM247 129V127H246V130H248ZM258 129V130H257ZM67 130V131H66ZM133 130V129H132ZM141 130V129H140ZM158 131V132H155V131ZM192 130V129H191ZM194 130H192L191 132H192V134L194 135ZM198 130V132H199V129H197ZM197 130L195 131V132H197ZM218 130V129H217ZM63 131V130H62ZM77 131H79V129L77 130ZM82 131V130H81ZM85 130H83V132H84ZM117 131V130H116ZM170 131V133H171V131H173V135H169V134H167L168 132ZM201 131V130H200ZM55 132V133H56ZM73 132H74V130H73ZM114 132V134H112ZM144 132V131H143ZM174 132L176 133V135H178V136H180L181 138H179L178 137V139H180V141H178V139L177 138H172V136H174L175 134H174ZM186 134H185V133ZM198 132H197V134H198ZM202 132V131H201ZM211 132H212V129H211ZM211 132H209V133H211ZM260 132H258V134L260 133ZM76 133H77V135H78V137H80V138H82L80 135H81V133L80 132H74V135L76 136V137H73L72 138V136H70L69 135V137L70 138H72V141L69 139V141H71V142H74L73 143V145L75 144V142L77 141V139H80V138H78L77 137V135H76ZM141 133V132H140ZM154 133H156V134H154ZM183 133V134H182ZM200 133V132H199ZM263 133V132H262ZM262 133H260L261 135L260 136H263L264 135V133L262 134ZM134 134V133H133ZM147 134V135H146ZM157 134H158V138H157ZM162 134V133H161ZM225 134L227 135V133H226V131H225ZM224 134V137L226 136ZM73 135V134H72ZM73 135V136H74ZM83 135V134H82ZM139 135H141V134H139ZM145 135V136H144ZM199 135H203V134H199ZM127 136V135H126ZM195 136V135H194ZM204 136V135H203ZM232 136V137H233ZM247 136V137H246ZM259 136V139H260V141L259 142H261L262 141V137H260ZM68 137V138H69ZM83 137H85L84 135H83ZM202 137V136H201ZM214 137V136H213ZM223 137V138H224ZM228 137V138H227ZM232 137H230L229 138V136H226L225 137V139H227V141H228V139H229V141H228V143L230 144V141H231V138ZM238 137H239V139H238ZM66 138H67V134H66ZM136 138H137V140H136ZM157 138V139H156ZM165 138V139H164ZM204 138V137H203ZM223 138H222V144L224 143V141H223ZM245 138V139H244ZM54 139H55V136H54ZM75 139H76V141H75ZM57 141V140H56ZM68 141V142H69ZM82 141H83V139H82ZM156 141H158V143H156ZM160 141V142H159ZM163 141V142H162ZM211 141H214V138L213 139H211ZM227 141L225 142V143H227ZM263 141H264V139H263ZM262 141V142H263ZM64 142H66V143H68L67 141H64ZM69 143L70 144V146H73L72 145V143ZM79 142V141H78ZM78 142H77V144H78ZM81 142V141H80ZM84 143H85V141H83ZM215 142V141H214ZM251 142V143H250ZM23 144L24 146H26L25 147V151H23V152H21V151H19V149H17V148H19V147H17V145L18 144ZM54 143V142H53ZM57 143H58V141H57ZM87 143H85V144H87ZM127 143H129V142H127ZM127 143H125V144H127ZM264 143V142H263ZM262 143V144H263ZM81 144V143H80ZM125 144H124V146L123 147H126L125 146ZM222 144H221V146H222ZM229 144H227L228 146H230ZM245 144V145H244ZM249 144H251V146L249 145ZM66 145V144H65ZM76 145V144H75ZM79 145V144H78ZM83 145L84 144H82V145H79V146H77V148H78V150L76 149V151H75V153H77V151H78V153H80V150H81V148L83 147ZM129 145V144H128ZM231 145V146H232ZM246 145H248V146H246ZM258 145V144H257ZM56 146H59L60 148L62 147L61 145H56ZM224 146H225V144H224ZM253 146H254V144H253ZM21 147H22V145H21ZM128 147V146H127ZM215 147V148H214ZM219 147H220V145H219ZM227 147V146H226ZM242 147V146H241ZM241 147L239 146V149H241ZM247 147V148H246ZM264 147V146H263ZM55 148V147H54ZM65 148V147H64ZM87 148V149H88ZM213 148H214V150H216L215 152H216V155H219V156H215V157H213V161L211 160V158H212V156H214L215 154H213L214 153V151H213ZM221 148V147H220ZM24 149V148H23ZM57 149H58V147H57ZM56 149V150H57ZM63 149V148H62ZM72 149V148H71ZM226 149V148H225ZM68 150H70L69 148H68ZM136 150L138 151V153L136 152ZM141 150H142V153H141ZM236 152H235V151ZM65 151V150H64ZM226 151V150H225ZM234 151V152H233ZM257 153H256V152ZM57 152H59V151H57ZM63 152V151H62ZM66 152V151H65ZM67 152H69V151H67ZM90 152V153H89ZM139 152H140V154L142 155H140L139 154ZM213 152V153H212ZM220 152H222V153H220ZM242 152H240V153H242ZM213 155H212V154ZM232 153H234V155L232 154ZM21 154H23V155H21ZM63 154H64V152H63ZM67 154V153H66ZM80 154H82V153H80ZM90 154V155H89ZM65 155V154H64ZM137 155H138V157L139 158H137ZM212 155V156H211ZM221 155H225V156H223V157H221L220 158V156ZM232 155H233V157H232ZM22 156V157H21ZM70 157L72 156V155H69ZM79 156V155H78ZM82 156H83V154H82ZM85 156V155H84ZM228 156H229V159L231 158V161L232 162H230V166L232 167V170H231V172H229V174H228V176L227 175H225V176H222L221 175V173H220V170H221V165L219 164V162H221L220 161V159L222 160V158H224V157H227L228 158ZM50 157H51V159H50ZM57 157V156H56ZM73 157V156H72ZM242 157V158H241ZM54 158V157H53ZM60 158V157H59ZM77 158V157H76ZM214 158H215V160H214ZM217 158V159H216ZM234 158V159H233ZM242 160H241V159ZM55 159V158H54ZM238 159H240V160H238ZM23 160H25V161H23ZM41 160V161H40ZM58 160H60V159H58ZM65 160V159H64ZM50 161L52 162V163H50ZM15 162H16V164H15ZM24 162V163H23ZM29 162V161H28ZM53 162H54V164H53ZM63 162V161H62ZM71 162L74 164V162L73 161H69V162H67L66 163V161L64 162V163H66L67 164V167H72L73 166V164L72 165H70L69 166V163L71 164ZM76 162H77V160H76ZM119 162H121V164L120 165H118L119 164ZM256 162L258 163V165L259 166H257V164H256ZM261 162V161H260ZM82 163H80L81 165H82ZM261 163H263V166H264V162H261ZM7 164H9V165H12L11 167H9V169L8 168H5L4 169V166L5 165H7ZM35 164H36V162H35ZM65 164V165H66ZM254 164H256L255 166L257 167L256 168V170H254L255 168V166H254ZM14 165H17V166H15L14 167ZM28 165V164H27ZM80 165V166H81ZM85 165V166H86ZM89 165V166H88ZM33 166V165H32ZM32 166H30L31 168H32ZM58 166V167H57ZM75 166H76V164H75ZM5 167H8V166H5ZM28 167V169H29V165L27 166ZM27 167H26V169H27ZM77 167H78V164H77ZM15 168V169H16ZM21 168V167H20ZM73 169H74V167H72ZM80 169H81V167H79ZM84 168V167H83ZM87 168H89V170L87 169ZM259 168V169H258ZM4 169V170H3ZM6 169H8V170H10V171H6ZM19 170H21V169H19ZM40 170V169H39ZM60 170H62V171H60ZM56 171V172H55ZM84 170H81V172H83ZM85 171V172H86ZM65 172V171H64ZM80 172V173H81ZM23 173H25L24 171H23ZM69 173H70V171H69ZM75 173V172H74ZM74 173H70L69 175H71L72 177H73V175H74ZM76 173H77V171H76ZM83 175H85L84 174V172L82 173ZM24 175V174H23ZM69 175H67V178H68V180H70L69 179ZM83 175H80V176H83ZM86 175H87V172H86ZM126 176L127 175V177H128V175H129V177H131L130 179H132V177H133V182H136V183H138V186H137V188L136 189H128V188H124L125 189V191L126 192H124V193H122L123 195H121V193H119V192H117L115 189H116V185H113V183L114 182H116L117 181V183H118V181L119 180H113V179H119V176L121 177V176ZM132 175V176H131ZM170 175H172L173 177H174V180L172 181V182H167V181H162V179H164V178H167L168 176H169V178H170ZM70 176V178L72 179V177ZM38 177V176H37ZM128 177V178H129ZM208 177V178H207ZM2 178H3V180L5 181V184L7 183V185H8V179L6 180V179H4V177L2 176ZM74 178H76V180L77 179H79V176H78V178L77 177H74ZM83 178L84 177H81V179H80V181H83ZM86 178H88V179H85V180H88L89 181V179H92V178H90L88 175L86 176ZM125 178V177H124ZM16 179L17 178H12L11 177V180H12V182L10 183V188H8L7 187V185L4 187V186H2V185H5V184H3L4 182H3V180L2 181H0V192L2 191V193H4V194H6V196H7V199H5V200H7L6 202H5V200H4V202L5 203H2L1 204V202H0V208L1 207H4V209L6 208V207H8V209L10 208L9 206H10V204L12 205L13 204V206H11V208H10V210L11 209H13V207H14V210H17V208H18V211L16 212V213H20L21 215H22V218H23V224L20 222V220H19V222L22 224L21 225V227L23 226H25L24 228L26 229V226H29V228L28 229H31L32 228V226L33 225H29V223H30V216L28 215V210H29V208L31 209L32 208V206L34 207V204H32L31 205V203L29 202V198L33 195H31V190L29 189H27L26 187H27V184L25 185L24 183H23V186L21 185L22 184V182H21V184L19 183V185L20 186H18V184H14V186H16L17 185V187H12V183H13V180H15L16 181ZM34 179H35V177H34ZM34 179H32V180H34ZM58 179V180H57ZM126 179V178H125ZM170 179H172V178H170ZM18 181H16V182H19V179H17ZM37 180V179H36ZM35 180V183L37 182ZM61 180V181H60ZM73 180H75V179H73ZM75 180V181H76ZM95 179H93V181H94ZM123 180V179H122ZM44 183H43V182ZM62 183L61 185H60V182ZM79 183L78 184H81V183H83V186L84 185H86V181H85V184H84V182H80L79 180H77ZM76 181V182H77ZM87 181V182H88ZM92 181V180H91ZM132 181V180H131ZM39 182V181H38ZM37 182V183H38ZM39 182V183H40ZM57 182H59L58 184H57ZM96 182V183H97ZM15 183V182H14ZM69 183H72V181L71 182H69ZM89 183H90V181H89ZM132 183V182H131ZM157 183H161V185H162V187H159L160 189H157V186H156V184ZM217 183V184H218ZM94 184H95V182H94ZM115 184V183H114ZM120 184V183H119ZM195 184H197V185H195ZM201 184V183H200ZM216 184V185H217ZM25 185V186H24ZM98 185H99V183H98ZM98 185H96V186H98ZM158 185V184H157ZM195 187H194V186ZM204 185V184H203ZM52 186H48V187H52ZM95 186V185H94ZM107 186H110V188H107ZM125 186V185H124ZM127 186V185H126ZM128 186H129V184H128ZM127 186V187H128ZM205 186V185H204ZM219 187H220V185H218ZM88 187H91V186H88ZM87 187V188H88ZM118 187V186H117ZM120 187V186H119ZM130 187L132 188V184L130 185ZM222 187V186H221ZM25 188V189H24ZM36 188V187H35ZM55 188V187H54ZM69 188V189H68ZM121 188V187H120ZM32 190H33V188H31ZM39 189V188H38ZM39 189V190H40ZM57 189H58V187H57ZM71 189V190H70ZM91 189V188H90ZM109 189V191H106V190H108ZM141 189H144V192L143 193H141ZM208 190V189H207ZM34 191V190H33ZM54 191V194L52 193ZM94 191V190H93ZM121 191V190H120ZM123 191V190H122ZM195 191H196V189H195ZM30 192V193H29ZM35 192V191H34ZM42 192V193H43ZM49 192V193H48ZM36 193V192H35ZM56 197V198H54V196H52V194ZM55 193H57L56 195H55ZM102 193V194H101ZM173 193H175L176 195L174 196V194ZM29 194H30V196H29ZM230 194V195H229ZM46 195V196H45ZM171 195H170V198H171ZM197 195V194H196ZM2 196V195H1ZM5 196V197H6ZM130 196H132V198L130 197ZM200 197H201V195H199ZM130 197V198H129ZM172 197V198H173ZM178 197H181V196H178ZM178 197H176V199L178 198ZM185 197V196H184ZM187 197V196H186ZM197 197H198V195H197ZM226 197V198H227ZM32 198V197H31ZM161 198V197H160ZM159 198V199H160ZM166 198H165V200H163V201H165L166 202ZM171 198V199H172ZM189 197H187V199H188ZM190 198V199H191ZM202 198V197H201ZM200 198V199H201ZM164 199V198H163ZM178 199H180V198H178ZM183 199V200H182ZM199 199V200H200ZM44 200V199H43ZM170 200V199H169ZM169 200H168V203H169ZM173 200V199H172ZM184 200H186V198H182L181 197V199L178 201V200H176V203L175 202H173V203H171V204H173L172 206H171V208H174V207H179V208H181V207H183V206H185V207H189L190 206V203L189 202H186V201H184ZM189 200V199H188ZM193 200V199H192ZM48 201H46V203H48ZM55 201V202H56ZM174 201V200H173ZM182 201H184L185 203H186V205H183L182 206V204H183V202ZM190 201V200H189ZM202 200H200V202H201ZM223 201V200H222ZM221 199H220V201H218L217 200V202L216 203H210L211 205H213V204H215V206H216V209H217V213L215 212V214H218V215H220V213H221V211H222V209H220V207H221ZM235 201H238V203H236ZM7 202H9V203H7ZM11 202V203H10ZM43 202H45V201H43ZM60 202V203H59ZM160 202H162L161 200H160ZM191 202V201H190ZM30 203V204H29ZM59 203V204H58ZM151 203V202H150ZM163 203V202H162ZM182 203V204H181ZM184 203V204H185ZM205 203V202H204ZM7 206H6V205ZM148 204V203H147ZM166 204H167V202H166ZM200 204V203H199ZM5 205V206H4ZM9 205V206H8ZM31 205V206H30ZM168 205V204H167ZM194 205H196V204H194ZM152 206V205H151ZM66 207H68V208H70L71 207V210L69 211L68 210V208H67V210H66ZM153 207V206H152ZM237 207H235V208H237ZM72 208L73 209H75L73 212H72ZM184 208V207H183ZM252 208V209H253ZM7 209V212L9 211L10 212V210H8ZM13 210V211H14ZM33 210H35L34 208H33ZM63 210V211H62ZM183 210V209H182ZM6 211V210H5ZM12 210H11V214L13 213L14 215H15V212H13ZM151 211V212H150ZM8 212V213H9ZM70 212H72V215L70 214ZM155 212H156V210H155ZM257 212V213H256ZM150 213V214H149ZM176 213H178V212H175V214ZM214 213V212H213ZM225 213L226 214H228V215H231L229 212H227V210H225ZM245 213V214H244ZM254 213H256L255 215L258 217V219L255 217V215H254ZM259 213V214H258ZM12 214V215H13ZM17 215V216H20L21 217V215ZM184 214V213H183ZM247 214V215H246ZM177 215V214H176ZM253 215H254V217H253ZM16 216V215H15ZM16 216V217H17ZM12 217V216H11ZM212 217V216H211ZM12 218H14V216L12 217ZM21 218V219H22ZM196 219L197 220H202V218H197L196 217ZM209 219H210V217H209ZM234 219V218H233ZM235 219V220H236ZM206 220V219H205ZM234 220V221H235ZM7 221H9V223H10V218L7 220ZM203 221V220H202ZM207 221V220H206ZM233 221V220H232ZM5 222V221H4ZM18 222V221H17ZM200 222V221H199ZM226 222H228L227 220H226ZM20 223H18L17 224V226H19V224ZM206 223H208V222H206ZM233 223V222H232ZM232 223L230 222V224L232 225ZM259 223H261V222H259ZM4 224H7V222H5V223H0V232L1 231H5L4 233L3 232H1L0 234L2 235H7L8 236V232L6 233V231H8V230H10L11 228H10V226L7 228V229H5L6 227V225H4ZM11 224V223H10ZM205 224V223H204ZM229 224V225H230ZM258 224V223H257ZM9 225V224H8ZM195 225H197V224H195ZM233 225H234V223H233ZM237 225V224H236ZM198 226V228L196 227V229H200V230H202V231H204L203 229L205 228H203V227H201L200 225H197ZM199 226L201 227V228H203V229H201V228H199ZM204 226V225H203ZM209 225H207V228L208 229H210V227H208ZM256 226V227H255ZM261 226H262V228H264V222H262V224H261ZM19 228V227H18ZM194 228V227H193ZM237 228H238V231H237ZM3 229H5V230H3ZM28 229H26V232H27V230ZM33 229H35V228H33ZM143 229V232L141 231ZM195 229V228H194ZM207 229V230H208ZM214 229V228H213ZM218 229V228H217ZM14 230V228L13 229H11L10 231H13ZM21 230V229H20ZM182 230V229H181ZM206 230V229H205ZM216 229H214V230H212V231H215ZM254 230V231H253ZM29 232H31V230H28ZM34 230H32V232H33ZM60 231H62L63 233H61ZM199 231V230H198ZM210 231H211V229H210ZM209 231V232H210ZM237 231V232H236ZM264 230L262 229V232H263ZM28 232V233H29ZM35 232H37L36 231V229H35ZM60 232V233H59ZM141 232V233H140ZM206 232V231H205ZM257 232V231H256ZM261 232V231H260ZM259 232V233H260ZM15 233V234H14ZM212 233V232H211ZM244 233V234H243ZM9 234H11V232L9 233ZM16 235L17 234V232H13L12 233V235ZM19 234V233H18ZM23 234H26V233H23ZM30 234V233H29ZM37 234V233H36ZM36 234H34V235H36ZM39 234V233H38ZM77 234H82V236H88L89 237V235H91V237H93V239H95L94 241H95V244H91L92 245V249H90L89 247L91 246H87L88 248H89V250H91L92 252H91V254H90V251H87V250H85L86 248H82L83 247V245H82V247H80L78 244V242H76L75 240H77V239H75V238H73V236H76ZM144 234V233H143ZM214 234V233H213ZM216 234H219V236H221V235H223V232H219V233H217L216 232ZM229 234H230V232H229ZM239 234V233H238ZM263 234V233H262ZM261 234V235H262ZM0 235V236H1ZM2 235V236H3ZM5 235V236H6ZM256 235V234H255ZM260 235V234H259ZM6 236V237H7ZM17 236V235H16ZM19 236V235H18ZM24 236V235H23ZM64 237L63 238V240H58L57 238H60V237ZM78 236V235H77ZM142 236V235H141ZM144 236V235H143ZM233 236V235H232ZM238 236V235H237ZM244 236V237H245ZM6 237H4L5 239H6ZM12 237V236H11ZM15 237V236H14ZM28 236L26 235V237H25V239L27 238ZM30 237H31V235H30ZM36 237V236H35ZM150 237V236H149ZM18 238V237H17ZM24 238V237H23ZM238 238H240V240H242V238L240 237V235H239V237ZM2 239V238H1ZM19 239V238H18ZM61 239V238H60ZM75 239V240H74ZM149 239H151V238H149ZM244 239V241H246V239L245 238H243ZM256 239V238H255ZM7 240V239H6ZM9 240V239H8ZM13 240V239H12ZM23 240V239H22ZM73 240H74V243H73ZM86 240V239H85ZM90 240H91V238H90ZM240 240L238 239V242H240ZM260 240L261 239H259V238H257L256 240H252V245H253V247H255V252H256V254L257 255H259L260 256V259H261V263H258V264H264L263 262H264V243L261 241L260 242ZM5 241V240H4ZM28 241V240H27ZM34 241V240H33ZM39 241V240H38ZM37 241V242H38ZM151 241H153V240H151ZM156 241V240H155ZM160 241V240H159ZM158 240H157V242H154V243H158L159 242ZM243 241V240H242ZM241 241V242H242ZM255 241V242H254ZM264 241V240H263ZM31 242V241H30ZM88 242V241H87ZM110 242H111V244H113L112 242H114V244L113 245H115V247H114V249H110L111 247H108L109 246V244H110ZM9 242H7L6 244H8ZM11 243V242H10ZM28 243H29V241H28ZM34 243H35V241H34ZM77 245H76V244ZM198 242H196L195 243V245H197L196 247H193L192 248V252H191V255L193 256L192 258H194V262L192 261L191 263L192 264H221L222 262H223V259L224 260H231L232 262L230 263V264H248L247 263V258L246 257H248V256H246L247 255V252L245 251L246 249H243L244 251H242L241 250V253L239 252V250L241 249V248H238L239 250H238V252L235 250V247H234V249L233 248H230V247H228V249H225V250H222V251H220L218 248L219 247H221V246H223L225 243H227L226 241H221V242H219V243H217L216 241H208V242H201L200 243V241H199V243L197 244ZM261 243L263 244V246L261 247ZM0 244H2V242L0 243ZM36 244V243H35ZM85 244L87 245V243L85 242ZM4 244H2V246H3ZM32 245V244H31ZM39 245V244H38ZM38 245H37V247H38ZM161 245V244H160ZM230 245L233 247V245H232V243H230ZM236 245V244H235ZM7 246V245H6ZM240 246V245H239ZM242 246H243V242H242ZM30 247V246H29ZM36 247V248H37ZM77 247H79L81 250H79V248L77 249ZM86 247V246H85ZM135 247V246H134ZM133 247V248H134ZM207 247H208V249H207ZM241 247V246H240ZM252 246H251V248H253ZM39 248V247H38ZM247 248V247H246ZM257 248V249H256ZM35 249V248H34ZM41 250V249H40ZM79 250V251H78ZM80 251H84V252H80ZM248 251V250H247ZM41 252H42V250H41ZM45 252V251H44ZM85 252H89V254L88 253H85ZM30 253H32V252H30ZM29 253V254H30ZM37 253H38V251H37ZM74 254H76V255H74ZM86 254H88V256L91 258V260L87 257V258H84L85 257V255ZM190 254V251H189V253H188V257H185V260L184 259H181L182 261L180 262V263H182V262H185V264H188L187 263V260L189 261L190 259H192V258H190L191 257V255H189ZM41 255H42V253H41ZM40 255V256H41ZM30 256H31V254H30ZM75 256V257H74ZM79 256V257H78ZM84 256V257H83ZM168 256V255H167ZM166 256V257H167ZM224 256H226V257H224ZM131 257H130V259H131ZM157 257H159L160 259H158ZM31 258V257H30ZM33 258V257H32ZM75 258H77V259H75ZM79 258H84L82 261H81V259H79ZM186 258H187V260H186ZM42 259V258H41ZM40 259V260H41ZM85 259H86V262H85ZM89 261H88V260ZM132 259H133V257H132ZM172 259H173V257H172ZM32 260V259H31ZM76 260V261H75ZM155 260H159V262L158 261H155ZM41 261H43V260H41ZM90 261H92V263H90ZM12 262V261H11ZM47 261H45V263H46ZM49 262V263H50ZM171 262H173V261H171ZM10 263V262H9ZM35 263V262H34ZM12 264V263H11ZM41 264V263H40ZM168 264V263H167ZM184 264V263H183Z\"/></svg>",
  "mask_w": 264,
  "mask_h": 264
},
{
  "label": "rangeland",
  "instance_id": "obj_2",
  "mask_svg": "<svg viewBox=\"0 0 264 264\" xmlns=\"http://www.w3.org/2000/svg\"><path fill=\"white\" fill-rule=\"evenodd\" d=\"M73 1H77L76 2V4L75 3H72ZM85 1V0H71V1H69V3H72V6H70V7H68V5H66V4H62L61 5V9H62V12H60V13H57V16L56 15H54V16H56L57 18H56V21L53 23V27H54V24L57 22L58 23V21H59V23L61 24V25H63L62 24V22H60V20H59V17H60V19H66V16L67 15H69L70 17L71 16H73L74 18H76V20L74 19H72V17H71V19H72V21H74V22H76L77 20V23H74L73 24V22L72 23H70V21L68 20V19H66L65 20V22H64V26H61L59 23L57 24H55V28L58 26H61V28L62 27H64L65 28V30H71L72 32H71V34H77V33H75V31L76 32H78V35H79V39L81 38V36L83 35V38L84 37H86L85 39H83L82 40V38H81V40L84 42H87V41H90V39L89 38H91V36L92 35H90L91 33L89 32V29H90V27H91V24L92 23H90L91 21L90 20H93V18L94 17H96L95 16V11L94 10H97L98 12H99V10H100V7L101 8H104V9H107L106 7H105V3L106 2H104V0H88V2L86 3V1L84 2V3H86L87 5L88 4H91L90 6H91V8H92V10H91V8H90V10L91 11H87V9H89V5L88 6H86L83 2ZM92 1V2H91ZM95 1V2H94ZM100 1V2H99ZM106 1H108V0H106ZM135 1V0H134ZM140 0H137V1H135V2H133L132 1V3L131 4H136V5H133L134 7L135 6H140L139 4L142 2V0L139 2ZM171 1H173V2H171ZM178 0H170V3H169V0H160V2L158 1L156 4H158V3H161V4H163L164 6H166L168 3V5L167 6H169L168 7V9L166 8V9H164L165 7L163 6V5H161V6H163V7H161V6H159V7H161L162 8V12H161V14L162 15H165V16H167V17H169L170 15H171V17L169 18L170 20L168 21V19L167 18H163V20L165 19H167V21H166V23H171L175 28H176V30L179 32H181V34H180V32L179 33H177V35H176V33H175V35L176 36H178V34L180 35V37H181V35H182V37L185 39V41H183V40H180V37L178 38V37H172V35L174 36V34L173 33H171L173 30H171V28L169 27V26H166V24H164L165 22V20L163 21L164 23H158V24H156V25H160L161 27L163 26V24H164V28L162 27V29H161V27H160V29L161 30H159L160 32H162V34L164 33V34H166L165 32H167V34L166 35H171V36H167V37H169L170 38V42L171 43H165L164 41H161V43H159V42H157L156 40H158V39H156V38H152V35H148V34H143V33H141V34H136L137 35V41L135 42H133V44L131 43L130 44V41L128 40V38H127V36L129 35L128 33H126L125 35L123 34V35H121L120 34V36L118 37V35L119 34H115L116 36H117V38L115 37L114 38V41H115V43H112V42H114V41H112L111 42V44H114V45H110V44H108L107 46H105V49L103 50V52H104V56L103 57H101V56H99V54H98V57H101V59L99 58V59H97V58H94L93 60L95 61L96 59L99 61V65H100V68H101V70H99V72L98 73H100L101 74V71L103 70V69H105V62H106V56H108L107 55V52H108V49H110V53L112 54V50H114V54H112V57H114L115 56V59H114V61L116 60L117 61V58H119L118 59V61H117V64L115 65V64H113L114 66H112V64H110V66H112V68L113 67H115L114 69H113V71H114V73H111V72H113V71H111L110 72V74L113 76L114 74V76H116L118 73L120 74H122L123 73V71H124V75L125 74H127V76L129 75V73L131 74V72L132 73H134L133 74V77L135 76L136 77V75H135V73L139 70V73L140 74H142V77H144L145 75L147 76H145L144 77V79H146V78H148V79H151V78H153L154 76L151 74V73H156L157 72V70H159L160 68L158 67V66H160L159 64H162V62H161V60H162V58H165L166 59V57H169V61L171 60V61H173V60H175V61H173V64H175V63H177L176 65H179V66H176L175 65V69H180L179 67H181V70L183 71H185V72H183L184 74L183 75H185V78H184V80H183V83H180V82H182L181 80H182V74H181V70L179 71L180 73H178L177 74V76H180V74H181V76H180V78L177 80L176 79V73L172 76V77H170V78H172V79H174V81L176 80V81H178L179 82V84L177 85L176 84V82H174V81H172V83L170 82V84H168V86L166 85V82H165V84L164 83H160L158 86H159V89L157 88V85H156V83H154V82H158V79L157 80H153L154 82V85H156V91H158V90H160V92L158 91L157 92V94H158V96H163V97H161V99H163L164 100V102L165 103H167L166 105L168 106V104L170 103V105L172 104L173 106H176V105H174V101L176 102V100H179L180 102H181V105H180V102L179 101H177V103H175V104H177V107L179 108V107H181V108H179L177 111L176 110H174L175 112H171V111H169L168 110V108L170 109L171 108V106L169 107H167L166 105H163L164 107H162L161 106V102H160V104H159V107H162V109L163 110H161V111H163L164 113L166 112V108H167V111L168 112H171V114H172V118H173V114H177V119H174V121L175 120H177V121H175V122H178V123H176V127H179V128H183V127H187V128H190V131L189 132H186V133H188V135H191V137L193 138L192 139V142L193 141H198V140H196L195 139V137L196 136H198L199 138H201V139H199V141L200 142H205L206 141V139L208 138V141H206V142H208L209 143V138H211V139H213L214 138V141H211V139H210V142L212 143V144H214L215 143V145H217L218 144V149H217V152L220 150L221 151V149H222V147H224V150H222V151H224L225 153V155H228V154H231L230 152H231V150H233V148H235V146L233 147V145H234V143L236 142V144L235 145H237L238 143V145L241 147V149H239V146H237L235 149H237L236 151L237 152H239V154H243V152H242V149L244 148V146H243V143H246L247 142V138L245 139V141L246 142H243L242 144H240L241 142H239V141H241V139H239V137H238V139H239V141H237V139H236V141L234 142L233 141V139H235V137H237V136H240V135H237V136H235V133H234V136L232 135V134H230V135H228V132L230 133L231 131H233L235 128H230L229 126V124H230V122L231 123H233L232 125L235 127V126H237V125H241L240 127H242L243 128V131H244V129H245V131H248L247 133H241L242 134V139H243V134L245 135V134H248V136H249V138H250V141L252 142V152L254 153V151H253V149H255V147L257 148V147H261L262 145L264 146V141H263V139H264V135L263 136H260L261 134L260 133H264V130L263 131H261L260 132V130L263 128V127H261L260 128V126H259V128L258 129H260V130H258V131H255L256 129H255V127L253 126V125H247V124H251L250 123V120H251V118L248 116V118L246 117V116H244V117H241V118H238L239 120H236L237 118L236 117H238V116H236L235 114H233V116H232V113H229L231 116L229 117L230 118V120H229V118L227 117V116H229L226 112H225V110H224V112H223V106H222V108L221 107H218V108H220L221 110H222V112L221 113H223L224 114V118H226L225 120L223 119V116L221 117V116H218V118L220 117V119H223V121L225 122H223L224 124H225V126H224V124H223V127L221 126V128L220 127H218L217 128V126H218V124L215 122V121H212V116H211V114L213 115V112L215 113V112H217V111H219V110H217L216 111V105L214 106V105H212V106H209V105H204V103H203V105H201V103H200V106H197L196 104H195V102H193V100L195 99V100H199V98H198V95H196V98H194L193 100L192 99H190V103H188L187 102V104H186V101L181 97L180 98V96H182V93L180 94V91H182L183 89L182 88H178V86H180L181 87V84H182V86H183V84H187V82L185 81L186 80V77L189 75V74H193V76L195 77V79H197L196 81H194V82H192V84H187V86L185 87V89H190L189 87H191L192 86V90H193V92H194V90L195 89H193V87L194 86H199V84H201V83H199V81H198V76H199V74H197V75H194V71H196L195 72V74L197 73V70L196 69H205V64H207V61H205L206 63L204 64L203 62H201V61H203V59L204 58H202V57H204V56H208L209 54H211V58L210 59H212V58H214L213 60L215 61L216 60V58L215 57H217V56H223L222 55V53L224 54V56H228L229 55V51H227V53H226V47H227V45L226 44H228L229 43V45H232V41L234 40L233 38H232V33H230L229 31V29H226L225 28V23H223V25H220V24H222V22L224 21V20H222L224 17H222V15H224L225 14V16L227 15L228 16V14H226L225 12L224 13H221L222 11H220V12H218V10H221L222 8V10L224 11V9H226V8H224V4L223 3H221V0H210L212 3H216L217 4V7H220V9H218L217 10V8H216V11L213 9V11H215V13L211 10V12H209L208 10H204V8L203 7H201V9H200V11H199V7L201 6L200 4H199V2H198V0L197 1H192V2H194V3H196V4H194L193 5V3L190 1V0H188V1H190L192 4V6L190 5V3H189V5L187 4V0H185V2H184V0L182 1V0H179L178 2L180 3V1H181V3H180V5L178 4V2H177ZM68 2V1H67ZM104 2V4H102ZM127 1L126 0H123V4H125ZM149 2V1H148ZM163 2V3H162ZM218 2H219V4H218ZM65 3H66V0H65ZM81 3V4H80ZM100 3L102 4V5H100ZM108 3V2H107ZM128 3V2H127ZM127 3H126V5H127ZM139 3V4H138ZM147 3V2H146ZM171 3H174L173 5L171 4ZM68 4V3H67ZM77 4H79V6H77ZM93 4H97V5H94V6H96V8L95 7H93ZM130 3L128 4V5H131ZM182 4H184L183 5V7H182ZM187 4V5H186ZM223 6L222 8H221V5ZM64 5H65V7L66 8H68V9H66V8H62V7H64ZM70 5V4H69ZM76 5V6H75ZM100 5V6H99ZM127 5V6H128ZM170 5L171 6H175L176 8L175 9H173L172 11H170L171 9H172V7H171V9H170ZM218 5H220V6H218ZM47 6H48V4H47ZM75 6V7H74ZM88 7V8H86V7ZM99 6V7H98ZM53 7V6H52ZM79 7V8H78ZM148 7H150V6H148ZM147 7V8H148ZM214 7V6H213ZM29 8H31V7H29ZM47 8H49V7H47ZM71 8H75V9H71ZM76 8H78V9H76ZM83 8V9H82ZM85 8V9H84ZM198 8V9H197ZM53 9H55V7H53ZM66 9V10H65ZM82 9V10H81ZM94 9V10H93ZM104 9H101V10H104ZM163 9H164V11H163ZM177 9H179L177 12H176V10ZM60 10V9H59ZM68 10L70 11V13L68 12ZM77 10H81L82 12V15L84 14V13H87V14H89L90 12H93V13H90V15H89V20H87V22L88 21H90L89 22V25H87L85 22H81V21H84L85 19H83V16L81 17L80 15H81V13H80V11H78V13L80 14H76V12H77ZM148 10H149V12L151 11L152 12V10H150V8H148ZM165 10H167V11H165ZM52 11V10H51ZM61 11V10H60ZM67 13H66V12ZM74 11V12H73ZM168 11H170V12H168ZM191 11V12H190ZM225 11H227L228 12V10L226 9ZM59 12V11H58ZM103 12V14H105L106 13V10H104V11H102ZM101 12V13H102ZM151 12H150V14H151ZM163 12H167L168 14H169V16H168V14L166 15V14H164ZM179 12V13H178ZM204 12H206V14L204 13ZM207 12H209V14H207ZM52 13H53V11H52ZM69 13V14H68ZM186 13V14H185ZM202 13V14H201ZM56 14V13H55ZM64 14H66V15H64ZM76 16H74V15ZM91 14H94L93 16L91 15ZM152 14H154V13H152ZM180 14V15H179ZM210 14H212V15H210ZM79 15V16H78ZM86 15V14H85ZM176 18H172L173 16ZM186 17V20H184L185 18L183 17ZM186 15V16H185ZM206 15V16H205ZM78 16V17H77ZM178 16V17H177ZM191 16V17H190ZM195 16V17H194ZM218 16H220V17H218ZM69 17V18H70ZM87 16H85L84 18H86ZM193 17V18H192ZM218 17V18H217ZM18 18V17H17ZM53 18H55V17H53ZM88 18V17H87ZM92 18V19H91ZM179 18H181L182 20H184V21H182V20H180ZM188 18L190 19L189 21H188ZM197 18V19H196ZM213 18V19H212ZM216 19V21L215 22H217V24H218V26H216L217 24L214 22V20ZM220 18V19H219ZM14 19V23H13V27L12 26H10L11 28H10V30L8 31L9 33H7V35H9L8 37H7V35H4L3 37H2V40H1V38H0V40L2 41H0V49L1 48H3V47H5L7 44H9L10 46L9 47H11V46H13V49L14 48H16L15 46L16 45H18V44H20L19 42L18 43H16L15 41H13L14 40V38H13V40L12 39H10L11 37V34L13 33H17L18 35H20V33L22 34V32H24L23 30H22V24L20 23V25H21V27H18V23H16V18L14 17L13 18ZM37 19V18H36ZM58 19V20H57ZM70 19V20H71ZM192 19V20H191ZM19 20V19H18ZM36 23L34 24V28H35V26L37 25V21L38 22H40V23H38L39 25H37L38 27L39 26H42V24H43V26H45L44 25V23H43V19H41V21L39 20V19H37V20H35V19H33ZM33 20H32V22H33ZM69 21V23H70V27H68V23L66 22V21ZM160 20V19H159ZM180 20V21H179ZM21 21V20H20ZM23 21L24 22H26L23 26L26 28L25 30H27V31H25L26 33L28 32L29 33V31L31 32H34V34H35V32L37 31V30H39V29H43V28H45V27H43V28H37V30L36 29H34L33 28V26H32V24L34 23H30V20H25V19H23ZM54 21V20H53ZM173 21V22H172ZM187 22L186 24L184 23V22ZM220 21H221V23H220ZM12 22V21H11ZM81 22V23H80ZM188 22H190V23H188ZM194 22H196V23H194ZM200 22V23H199ZM211 22H214L213 24L211 23ZM219 22V23H218ZM23 23V22H22ZM28 23V24H27ZM42 23V24H41ZM67 23V24H66ZM200 25H199V24ZM192 24V27H193V29L195 28V30H191L189 33H188V28L189 29H191L192 27L190 26ZM197 24L199 25V27L200 28H198V29H196L198 26H197ZM203 24L206 26H204L203 27ZM216 24V25H215ZM26 25H28V26H26ZM181 26V28H180V26ZM214 25L218 28V29H216V27H214ZM223 28V29H220V26ZM8 26V27H9ZM36 26V27H37ZM71 26L73 27V29H76L77 27V29L76 30H73L72 28H71ZM76 26V28H74ZM196 26V27H195ZM210 26V27H209ZM31 27V28H30ZM57 27V28H58ZM69 29H68V28ZM79 27H81V28H79ZM156 27V26H155ZM158 27V26H157ZM201 27H202V29H201ZM28 28V29H27ZM29 28H30V30H29ZM55 28L53 29V30H55ZM60 28V27H59ZM58 28V29H59ZM64 28H62L63 30L62 31H64ZM67 28V29H66ZM206 28V29H205ZM12 29V30H11ZM33 29V30H32ZM47 29V28H46ZM43 30L44 32L46 31H51L52 32V30ZM81 29V30H80ZM164 29H166L165 30V32H164ZM203 29H205V30H203ZM210 29H212V30H210ZM217 31H216V30ZM22 30V31H21ZM91 30V29H90ZM126 30H127V32H128V30H130V28H126ZM167 30H170L171 32H169V31H167ZM197 30V31H196ZM208 30V31H207ZM210 30V31H209ZM219 30H221V31H223V32H218ZM226 30H227V32H226ZM42 31V32H43ZM60 31H61V29H60ZM59 31V32H60ZM69 31H67L66 33H64L63 34V36H65V37H63L62 39H64V38H67L68 40L69 39H73V38H71V37H74V39H75V36H76V38L78 39V36L77 35H71V36H69L68 34H69ZM137 31L138 30H135L134 31V29H133V26H132V31H130L131 33H133V34H135V33H137ZM200 31V32H199ZM41 31L38 33H36L35 35L37 36V38L39 39V40H37L33 35V37L32 36H30L29 34V36L30 37H28V40L27 41H30V43L28 42V44L32 47L31 49H29L28 48V50H31L30 51V57L32 58V55L34 56V54H32V51H33V49L35 48V49H38V50H36V52H40L41 51V49H43L42 51L43 52H45L46 51V48L48 49L49 47H46V46H44L43 48L41 47L40 48V51H39V48H36V47H34V46H38L37 44H39V43H41L42 41H45L44 40V38L45 37H48V35H49V32H47L46 34H47V36H44V35H46V34H40V33H42ZM54 32V31H53ZM56 32H57V29H56ZM56 32H54V33H56ZM58 32V33H59ZM84 32H85V34H84ZM129 32V33H130ZM198 32V33H197ZM214 32H215V34H214ZM218 32V33H217ZM26 33H23V35H25ZM57 33V34H58ZM61 33V32H60ZM59 33V36H57V34H56V36H57V38L59 37V38H61L62 36H61V34ZM68 33V34H67ZM87 33H89V34H87ZM130 33V34H131ZM171 33V34H170ZM184 35H183V34ZM203 33V34H202ZM205 33V34H204ZM222 33V34H221ZM223 33H226V34H228V36H226V34H223ZM231 34V39L229 38V35ZM31 34V33H30ZM33 34V33H32ZM52 33H50V35H51ZM67 34V35H66ZM86 34L88 35V36H86ZM128 34V35H127ZM133 34H131V35H133ZM192 34V36L195 38H193V37H191L190 36V40H189V35H191ZM210 34V35H209ZM212 34V35H211ZM220 34V35H219ZM18 35H16L17 37H18ZM27 35V34H26ZM55 35V34H54ZM136 35H134V36H136ZM195 35V36H194ZM200 35H203L202 37H200ZM205 35H208V36H205ZM14 36V35H13ZM15 36V37H16ZM21 36V38H22V35H20ZM20 36H19V38H20ZM67 36H69V38L67 37ZM90 36V37H89ZM124 36H126V37H124ZM196 36L198 37V39L196 40ZM211 36V37H210ZM222 36V37H221ZM226 38H225V37ZM238 36H240L241 37V40H242V36L243 35H238ZM236 37V41H234V42H239V37ZM26 37V36H25ZM31 37L33 38V40H34V38L36 39V41H40L41 39H42V41L41 42H37L36 43V41H32V39H31ZM89 37V38H88ZM128 37H131L130 35L128 36ZM138 37H140V38H138ZM146 37H148L149 38V40H148V38H147V40H146ZM204 37V38H203ZM206 37V38H205ZM208 37V38H207ZM219 37V38H218ZM18 38V39H19ZM56 38V37H55ZM56 38V39H57ZM88 38V39H87ZM122 38H124V40H122L123 41V43H124V45H122V42H121V39ZM171 38H172V40H171ZM176 40H175V39ZM192 38V39H191ZM201 38V40H199ZM222 38V39H221ZM227 38H228V42L226 41L227 40ZM235 38V37H234ZM9 39V40H8ZM27 39V38H26ZM26 39H25V41H26ZM31 39V40H30ZM62 39H60L61 40V42L59 41V40H53V42L54 41H57L56 42V44L57 45H59V44H61V43H63L64 41H67V43H68V45L67 46H69V51H66L68 54L66 55L67 56V59H68V55H69V53H76V50H74V45L76 46L77 44H79V42H81L82 43V41H75V43H73V46H72V49H70L71 48V46H70V44L72 43V42H74V40L71 42V40H69L71 43H69V41L68 40H66V39H64L63 40V42H62ZM129 39H131V38H129ZM133 39V38H132ZM173 39H174V41H173ZM178 39V40H177ZM204 39H206V40H204ZM214 39V40H213ZM223 39H225V45H226V47L224 48V47H221V46H224V44L222 45L221 44V42L222 41H224ZM233 39V40H232ZM7 40V41H6ZM22 40V44L25 42L24 40H23V38L21 39ZM20 40V41H21ZM144 40V41H143ZM146 40V41H145ZM152 40V42H150ZM160 40H162V39H160ZM192 40H195V43L192 41ZM203 40H204V42H203ZM240 40V41H241ZM5 43H4V42ZM16 41H17V38H16ZM47 41H48V43H47ZM120 41V42H119ZM133 41V40H132ZM131 41V42H132ZM142 41V42H141ZM150 42V43H152V45L155 43V46L153 45V47H151L149 44H147V42ZM176 41V42H175ZM180 41H183V42H180ZM190 41H192V43L190 42ZM201 41V42H200ZM206 41V42H205ZM212 42V44H211V42ZM8 42V43H7ZM32 42V43H31ZM46 43V45L47 46H52L53 44H55V42L52 44L49 40H46L45 41ZM143 42H144V44H143ZM145 42H146V44H145ZM162 42H163V44H162ZM173 42H175V43H173ZM203 42V43H202ZM214 42H216V43H214ZM7 43V44H6ZM25 43H27V42H25ZM34 43H36V44H34ZM66 42L64 43V44H67ZM80 43V44H81ZM119 43V44H118ZM121 43V44H120ZM130 45H129V44ZM134 43H136V44H134ZM156 43H157V45H156ZM172 43L174 44V45H172ZM197 43H200V44H197ZM214 43V44H213ZM21 44V46H23ZM34 44V45H33ZM52 44V45H51ZM55 44V46H57ZM117 44V45H116ZM128 44V45H127ZM167 44V45H166ZM171 44V45H170ZM176 44V45H175ZM187 44V45H186ZM199 46V47H197L196 46V48H195V46ZM203 44V45H202ZM217 44H219V45H217ZM242 44V43H241ZM241 44H239L238 46H240ZM25 45V44H24ZM41 45V44H40ZM43 45H44V43H43ZM120 45H122V47L120 46ZM125 45H127L126 47H125ZM137 45V46H136ZM139 45V46H138ZM166 46V48H165V46ZM211 45V46H210ZM216 45V48L214 47V48H210V47H213V46H215ZM221 45V46H220ZM26 46H28V45H26ZM30 46H28V47H30ZM67 46H64V45H62V46H58V53L62 50L63 51V48L62 47H64L65 49H64V51L67 49L66 47ZM79 45H77V47H78ZM110 46H113V47H115V48H113V47H110ZM156 46H158V48L156 47ZM160 46V47H159ZM175 46V47H174ZM180 46V47H179ZM210 46V47H209ZM243 46H245V44L243 43L242 44V46H240V47H243ZM6 47H8V45L6 46ZM6 47L4 48V50L6 49ZM38 47H40V46H38ZM46 47V48H45ZM54 47V46H53ZM90 47V46H89ZM179 47V48H178ZM182 47V48H181ZM194 47V48H193ZM220 47V48H219ZM229 47H231V46H229ZM22 48H25L24 46L22 47ZM56 48V47H55ZM54 48V49H55ZM60 48V49H59ZM62 48V49H61ZM88 48V47H87ZM152 48H154L153 50H154V52H153V50H152ZM164 48L166 49L165 51H164ZM170 48V49H169ZM175 48L177 49V50H179V51H177V50H175ZM184 48V49H183ZM222 48H224V49H222ZM228 48V47H227ZM25 49H27V47L25 48ZM35 49H34V51H35ZM53 49V55L54 54H56L55 56L56 57H58V60L56 59V58H54L55 56H53V58L54 59H56L57 61H59L60 63H58L57 61H52V62H54L53 64L54 65H56L55 66V70H53L52 68L50 69V67H49V69L48 68H46L47 67V65H45V69H43V72L44 73H46V74H44V73H42L41 75L43 76V78H42V81L40 80V82H41V88H42V86H43V88H47L46 89V91H45V89H40L39 90V92H43V93H45V92H47L46 94H45V96H44V94H42V98L44 99V101H42V99H41V101L39 102V101H37L38 99H40L39 97H37L38 99H31V97H26V99L27 100H23V102H24V104L22 103V108L26 111V114H27V112H29L28 114H27V120H30L29 122L31 123L32 121H34V122H32L31 124L32 125H34V126H36V125H38L39 124V122L40 123H42L44 120H45V118H48V116H50L49 114H48V111H50V109H52L53 111L55 110V108H57L56 110H55V114H53V117L55 116V118H56V113H58V115H57V117H59L60 116V118H61V115L63 116H68V115H65V114H68V113H70L71 111V113H73V115L76 117V116H79L78 117V120H77V123H76V121H74V123H73V125H74V127H72V130H70L69 131V129H67L68 131H69V133H65V129H66V126H65V128L64 127H62V128H64V129H62L61 130V128L59 129V131H58V129H57V132L55 133L54 132V136H55V139H54V136H53V142H52V144L51 145H53V144H55V145H53V146H51V148H50V150H51V157H52V159H51V157H50V159L53 161H56V163L55 164H58L57 162L59 161V166L61 167V165H62V167L60 168V169H65L64 171H62V170H60V171H62V173H61V175L60 174H58V173H60L59 172V170H57L58 171V173H55L54 175H56L57 176V178L59 177V176H62V174H64V176H65V174H66V176H65V178L66 179H63V177L64 176H62V179H61V177H59L58 179H61L62 181H63V183H65L64 181H66V184L65 185H62L61 187H67L68 185H67V183L69 184V188H71L72 189V191L73 190H76V189H79V187L78 186H81L80 187V189L81 190H88L89 189V191H91V192H95V195H98L99 194V191H97V189H96V187H99L101 184H100V180H99V182H97L98 180V178H94L93 176H90L89 175V173L88 172H90V171H86V167H87V162L85 163L84 162V164L82 163V157H86V156H88L87 154H88V150H90L91 149V147H90V145L87 143V139H86V134L85 133H87V131L89 130V129H87V127H89L92 123V120H94V119H92L93 118V116L95 115L97 118H98V115L99 116H101V115H103V114H105L104 116H111L112 118H113V120H114V123H116V124H114V126H115V129L113 130L114 132H119V131H121V126H122V122H123V119L125 118V117H130V115L131 114H133L134 116L138 113V110L136 109V108H134V107H136L137 105L135 104V106H131L132 104L130 103H128L127 101H129V100H125L124 98H122V97H116V96H114V94H110L111 93V91L113 90H111L110 91V89H108V92L107 93H100V92H102V90L100 91V89H102L101 88V86H96L95 87V81H94V83H89L90 85H88V81L89 82H93L92 80H91V75L90 74H87V73H89V72H87L86 73V70H87V66L84 64L85 63V61L83 60V58H81L80 59V61L81 62H79V61H77L78 59H75V57L77 56H75L74 55V57H72L71 55H73V54H71L70 56H69V59H70V62H72L71 63V65L72 64H74L73 63V61L76 63V64H74V65H77V67H76V69H74L75 68V66H73L74 68H72V66H70V67H68L67 66V62L66 61H64V62H62L64 65H62V63H61V60L63 61V59L62 58H59V54H62L61 55V57L63 56V58H66V57H64V54L63 53H65L64 51L61 53H59V54H57V52H56V50H54ZM89 49V50H88ZM87 50H85V49H83L84 51H90V48H88ZM95 49V48H94ZM93 49V50H94ZM99 49V48H98ZM101 49V48H100ZM99 49V50H100ZM139 49V50H138ZM173 49V50H172ZM181 49V50H180ZM195 50V52L194 51H192V50ZM211 49V50H210ZM219 49H221L220 51L221 52H219L218 50ZM92 50V49H91ZM95 50H97V49H95ZM94 50V51H95ZM124 50V52H122ZM142 50H143V52H142ZM150 50V51H149ZM170 50V51H169ZM212 50L214 51L213 53H212ZM1 51V50H0ZM54 51H55V53H54ZM73 51V52H72ZM183 53H181V52ZM209 51V52H208ZM223 51V52H222ZM43 52H40L41 54L43 53ZM87 52V53H88ZM97 52V51H96ZM99 52V51H98ZM122 52V53H121ZM170 52H171V55H170ZM173 52H174V54H173ZM177 52V53H176ZM180 52V53H179ZM192 52H194V54L192 53ZM198 52L200 53V55H202V57H200V55L198 54ZM34 53V52H33ZM40 53H39V55H40ZM92 53V52H91ZM102 53V52H101ZM100 53V55H102ZM119 53H120V55H119ZM189 53L192 55V57L194 56V58H192V57H190L191 55H189ZM199 55V57L196 59L195 57L196 56H198L197 54ZM221 53V54H220ZM226 53V54H225ZM94 54V53H93ZM92 54V55H93ZM156 54V55H155ZM158 54H160V55H158ZM178 54H179V56H178ZM181 54V55H180ZM212 54H213V57H212ZM220 54V55H219ZM38 55V54H37ZM57 55H59V56H57ZM110 55V54H109ZM114 55V56H113ZM119 55V56H118ZM122 55H124V56H122ZM168 55V56H167ZM188 55V57H189V59H188V57H186V56ZM42 56V55H41ZM83 56H84V54H83ZM88 55H86V57H87ZM95 57L97 56V55H94ZM172 56V57H171ZM174 56V57H173ZM111 57V59L113 60V58ZM132 57H136L137 58V62H139V64L137 63L135 66L137 67L138 66V68H136V69H134L135 67H133V65H132V63H131V65H132V68H131V70L130 71H127V73L125 72V70H123L122 68H121V66L119 65L121 62H119L120 61V58L121 59H123V61H124V59H127V58H129L130 60L132 59ZM171 57V58H170ZM88 58V57H87ZM90 58V57H89ZM93 58V57H92ZM108 58H110V57H108ZM135 58V59H136ZM149 58H150V60H149ZM192 58V59H191ZM200 58V59H199ZM205 58H207V57H205ZM209 58H207V59H209ZM61 59V60H60ZM69 59H68V61H69ZM91 59V58H90ZM129 59L128 60H125V61H127V63H128V61H129ZM161 59V60H160ZM181 59V60H180ZM183 59V60H182ZM194 59H196V65L199 67H197L194 63H195V61H194ZM236 59H239V58H235V60ZM66 60V59H65ZM71 60H73V61H71ZM76 60V61H75ZM97 60H96V63H97ZM109 60V59H108ZM151 60H152V63H151ZM154 60H157V61H154ZM159 60H160V62H159ZM167 60H168V58H167ZM178 60V61H177ZM189 60V61H188ZM205 60V59H204ZM226 60V59H225ZM225 60L223 61L224 62V64L225 65H227L228 63H230L229 62V60L228 61H226L225 62ZM114 61H112L113 63H114ZM143 63H142V62ZM180 61V62H179ZM238 61V60H237ZM102 62V63H101ZM109 62H110V60H109ZM112 62H110V63H112ZM154 62V63H153ZM157 62V63H156ZM159 62V63H158ZM185 62V64L184 65H182V63H184ZM190 62H192L191 64H193L192 66H195L196 67V69L195 70H193L194 69V67H192L191 65H190ZM199 62V63H198ZM228 62V63H227ZM56 63V64H55ZM179 63V64H178ZM180 63H181V65H180ZM189 63V65H187ZM209 63V62H208ZM210 63H212V62H210ZM38 63H36V65H37ZM58 64H60V66L58 65ZM66 64V65H65ZM70 64V63H69ZM68 64V65H69ZM80 64V65H79ZM124 64L126 65V63L124 62ZM150 65V67H149V65ZM155 66H154V65ZM172 64V63H171ZM204 66H203V65ZM244 65H241V67L240 68H242V70H243V72L245 73V70L248 68L249 69V65H246V64H248V63H243ZM32 65V67L31 68H33L34 66V68H37V66L39 65ZM58 65V66H57ZM98 65V64H97ZM128 65V64H127ZM126 65V66H127ZM141 65V66H140ZM148 65V66H147ZM152 65V66H151ZM245 65L247 66V68L245 67ZM63 66V67H62ZM109 65H107V67H108ZM118 66H120V68L118 69ZM147 66V67H146ZM183 66H184V69H182L183 68ZM187 66H190V67H188L187 68ZM201 66H203V67H201ZM207 66V65H206ZM208 66H210V65H208ZM239 66V65H238ZM42 67H44V65L42 66ZM56 67H62V68H60V69H62L61 71H62V78H63V81H66V80H68V82L71 80L72 82H74V86L72 87L71 86V84H73V83H69L70 84V87L69 86H65L68 82L66 81L65 82V85H64V87L63 86H59V90H61L60 92H61V97H62V95L64 94V96H67V98H68V102L65 100V102H67V104L68 103H72V105H69L68 104V106H74L75 107V105H76V107L74 108V109H71V111H68V113H66V111L65 110H61L60 108H63V107H61L62 105H63V102L64 101H57V105H59L60 106V112H62V114L60 113V112H58L59 110H58V107H57V105L56 104H52V102L53 103H55L53 100H52V102L50 103L49 102V100L46 98V96H48V94H50V89H48V87H51L50 85L48 86V84H49V80H47V79H50L49 78V76L52 74V73H56L57 74V72H60V69L58 70V69H56ZM65 67H68V68H70V69H68L67 68V70H66V68ZM144 67H146V68H144ZM149 67V68H148ZM177 67V68H176ZM222 67H223V64H222ZM233 67V66H232ZM14 68V67H13ZM39 68H41V67H39ZM65 68V69H64ZM110 68V67H109ZM140 68V69H139ZM142 68H144V69H142ZM156 68H158L156 71H155V69ZM230 68V67H229ZM235 67H233V69H234ZM246 68V69H245ZM15 69V68H14ZM13 69V70H14ZM73 69V70H72ZM107 69V68H106ZM117 69V70H116ZM132 69H134V70H132ZM150 69H151V72H150ZM167 69V68H166ZM210 69V68H209ZM237 69H238V67H236L235 69H234V72L232 71V69H231V71H230V73H229V75L230 76H232V78L234 77V78H237L238 79V77L236 76V73H235V70H236V72H237ZM248 69L246 70V72H248ZM37 70H38V68H37ZM52 70V71H51ZM75 70V71H74ZM112 70V69H111ZM117 71V74L115 73L116 71ZM121 70H122V72H121ZM137 70V71H136ZM140 70H142V72L140 71ZM168 70V69H167ZM166 70V71H167ZM193 70V71H192ZM201 70H198L199 72L201 71ZM207 70V68L205 69V70H203L202 72H200V73H202L203 74V72L205 71V73L206 74H208V76H205L206 77V79L208 78V81L211 83L212 82V79L214 78V76H216V74L215 75H212L213 73H210L208 70ZM250 70V69H249ZM11 71H12V69H11ZM11 71H10V73H11ZM46 71V72H45ZM48 71V72H47ZM64 71V72H63ZM118 71H120V72H118ZM165 71V70H164ZM164 71H163V73L161 72V74H164ZM166 71H165V73H166ZM190 71H191V73H190ZM13 72H15V70L13 71ZM148 72V73H147ZM176 72H178L177 70H176ZM187 72H188V74H187ZM198 72V73H199ZM209 72V73H208ZM35 73H40L39 72V70L38 71H36L35 70ZM67 73H69L70 75H71V78H70V80H69V78H67V77H70V75H68ZM79 73V74H78ZM205 73L203 74V75H201L200 74V76H199V80L201 79V78H203V79H205V77H203L204 75H205ZM233 73V74H232ZM80 74H82V75H80ZM95 74H97V72L95 73ZM95 74L93 73L92 75H94L95 76ZM140 74H138L137 73V75L139 76ZM151 76H150V75ZM191 74V75H192ZM219 74L220 75H222L223 74V72H219L217 75L219 76ZM228 74V73H227ZM39 75V74H38ZM78 75V76H77ZM87 75V76H86ZM88 75H90L89 77H88ZM190 75V76H191ZM210 75H212V76H210ZM228 75V76H229ZM237 75H239V73H237ZM40 76V75H39ZM41 76V77H42ZM44 76H45V78H47V79H45L44 78ZM80 76V77H79ZM97 76L98 75H96V78L95 79H93V80H96V79H100V78H97ZM126 76V77H127ZM130 76V75H129ZM137 76V77H138ZM162 76V75H161ZM175 76V77H174ZM192 76V77H193ZM211 78H210V77ZM240 76V75H239ZM38 77V76H37ZM141 77V76H140ZM141 77V78H142ZM150 77V78H149ZM174 77V78H173ZM191 77V78H192ZM16 79H17V77H15ZM14 78V85H15V79ZM67 78V79H66ZM78 78V79H77ZM129 78V77H128ZM132 78V76L130 77V79ZM44 79V80H43ZM88 79V80H87ZM91 81H90V80ZM114 79V78H113ZM112 79V80H113ZM129 79V80H130ZM143 79V78H142ZM141 79V80H142ZM189 79H190V77H189ZM188 79V80H189ZM19 80V79H18ZM62 80V79H61ZM87 80V83L85 82ZM126 80H127V78H126ZM128 80V81H129ZM133 80V79H132ZM134 80H135V78H134ZM166 80V79H165ZM214 80V79H213ZM2 82H0L1 84H0V88H2L1 90L2 91H7L8 93H10L9 95L11 96V98L12 99H14L15 100V98L17 99V97H23V98H25L24 97V94H29V92H27V91H30V90H32L31 88L29 89V88H27V87H24V86H22V83H18V82H20V81H17L16 83H18V85H21V87L20 86H12V82L10 83L11 85H8L9 84V81H8V83H6L5 85L7 86H5L4 85V83L5 82H7V81H5V79L3 80H1ZM47 81V82H46ZM63 81H61V82H63ZM197 81H198V83H197ZM237 81H239V80H236V82ZM30 82H33V80H30ZM39 82V83H40ZM113 82H114V80H113ZM113 82H111V84L112 85H110L109 87L110 88H112V87H114V84H113ZM167 82H168V80H167ZM173 82L176 84V87L178 88H175L174 86H175V84L174 85H172L173 84ZM186 82V83H185ZM196 82V83H195ZM80 83L82 84V85H80ZM86 83V84H85ZM130 83H131V80H130ZM153 83H151L152 84V86H153ZM213 83V82H212ZM34 84L35 83H32V85H31V87L33 88V90H36V89H34ZM44 84V85H43ZM69 84H67V85H69ZM85 84V85H84ZM150 84V83H149ZM193 84H194V86H193ZM47 87H46V86ZM83 85L84 86H87V87H83ZM92 85H94V87L92 86ZM148 85V84H147ZM160 85H161V87L162 88H160ZM172 85V86H171ZM202 85V84H201ZM5 86V87H4ZM82 86V87H81ZM151 86V85H150ZM8 87H9V89L10 90H14V88L16 89V90H14L13 92H10L9 91V89H8ZM14 87V88H13ZM36 87V86H35ZM61 87V88H60ZM66 87H69L68 88V90H66L67 88ZM90 87V88H89ZM104 87V86H103ZM169 87H171L170 89H172V90H169L168 88ZM183 87V88H184ZM5 88V89H4ZM6 88H7V90H6ZM70 88H72V90L70 89ZM93 88H96L95 90L93 89ZM195 88V87H194ZM200 88V87H199ZM83 89V91H81ZM89 90V91H87V90ZM177 89V90H176ZM184 89V90H185ZM196 89H198V88H196ZM22 90V91H21ZM27 90V91H26ZM32 90V91H33ZM76 90V91H75ZM79 90V91H78ZM84 90H86L85 92H84ZM164 90L166 91V90H168L167 91V93H166V97L164 98V95H165V93H163L164 92ZM176 90V91H175ZM192 90H191V92H192ZM1 91V92H2ZM17 91H19V93H17ZM24 91V92H23ZM69 91V92H68ZM73 91H75V92H73ZM170 91V92H169ZM174 91V92H173ZM187 91V90H186ZM15 92V93H14ZM37 92V91H36ZM39 92H38V94H39ZM75 93V94H73V93ZM94 92H96V93H94ZM161 92L163 93L162 95H161ZM188 92V91H187ZM196 92V91H195ZM32 93V92H31ZM30 93V94H31ZM57 93V92H56ZM71 93L73 94V95H71ZM87 93V94H86ZM90 93V94H89ZM169 93H171L172 94V96L171 95H169ZM176 95H175V94ZM178 93L180 94V95H178ZM3 94V93H2ZM16 94V95H15ZM18 94V95H17ZM36 94V93H35ZM38 94H37V96H38ZM41 94V93H40ZM40 94H39V96H40ZM66 94V95H65ZM68 94V95H67ZM81 94H83V95H81ZM95 94V95H94ZM102 94H104V97H103V95ZM109 95V97L108 96H106V95ZM21 95V96H20ZM52 95V94H51ZM112 96V99L110 98L111 96ZM116 95V94H115ZM169 95V96H168ZM26 96V95H25ZM31 96V95H30ZM56 96V95H55ZM74 96V97H73ZM87 96V97H86ZM176 96H177V99H176ZM14 97V98H13ZM70 97H72V99L70 98ZM105 99V100H103V98ZM108 97V99L106 100V98ZM114 97H116V98H114ZM169 97V98H168ZM170 97H172V98H175V100L173 99L172 100V98H170ZM195 97V96H194ZM49 98H52V97H50L49 96ZM54 98V97H53ZM58 98H60V95H58ZM110 98V99H109ZM46 99V100H45ZM65 99H66V97H65ZM69 99H71V100H69ZM117 99V100H116ZM172 100V101H170V100ZM183 99V100H182ZM59 100V99H58ZM64 100V99H63ZM166 100H168V101H166ZM21 101V100H20ZM26 101V102H25ZM36 101V102H35ZM48 102L50 105L52 104V107H54V109L52 108V107H50V105H47L45 102ZM51 101V100H50ZM87 101V102H86ZM124 101V102H123ZM184 101V102H183ZM33 102V103H32ZM34 102L35 103H39L38 104V106L39 105H41V104H43V106H39V107H42V109L41 108H39L36 104L35 105H33L34 104ZM64 102V103H65ZM90 102V104L92 105V107H91V105L89 104H87V103H89ZM106 104H105V103ZM173 102V103H172ZM198 102H202L201 101V99H200V101H198ZM29 103H30V105H29ZM41 103V104H40ZM164 103V104H165ZM32 104V105H31ZM44 104L46 105L45 107H44ZM74 104V105H73ZM80 104V105H79ZM103 104H105V106L103 105ZM138 104V103H137ZM199 104V103H198ZM78 105V106H77ZM101 105H103L104 107L103 108H101L100 106ZM109 105H110V107H109ZM114 105V107L112 108L111 106H113ZM180 105V106H179ZM187 105V106H186ZM196 105V106H195ZM222 105V104H221ZM35 106H37L38 107V110H35V109H37V107L36 108H32L31 109V107H35ZM56 106V107H55ZM65 107V108H67V110L68 109H70V108H72V107ZM108 106V107H107ZM116 106V107H115ZM206 106V107H205ZM207 106H209V108L210 107H214L215 108V111H214V108L212 109L211 108V110H213V112L209 109V108H207ZM44 107V108H43ZM47 107V108H46ZM50 107V108H49ZM100 108V110L102 111V112H100L98 109ZM105 107H107L106 109H105ZM129 107V108H128ZM158 107V108H159ZM198 107V108H197ZM225 107V106H224ZM109 108V110L107 111V112H104V111H106L107 109ZM135 109V111H134V109ZM176 108V107H175ZM217 108V109H218ZM30 111H29V110ZM47 109V110H46ZM75 109H77L78 111H79V114H78V111L76 110L75 111ZM114 109V110H113ZM128 109V110H127ZM132 109V110H131ZM141 109L143 110H148V108H142V106H141ZM140 109V110H141ZM151 109V108H150ZM161 108H159V110H160ZM182 109V110H181ZM188 109V110H187ZM199 109H200V111H199ZM28 110V111H27ZM51 110V111H52ZM74 110V111H73ZM110 110H112V112L111 113H109L110 112ZM131 111L130 113H128V111ZM137 110V111H136ZM152 110V109H151ZM165 110V111H164ZM185 110H187V111H185ZM192 110V112L194 113H192V117H191V111ZM220 110V111H221ZM32 111V112H31ZM50 111V112H51ZM97 112V114H95L96 112ZM117 111V112H116ZM126 111H127V113H126ZM149 111V110H148ZM148 111H146V114L148 115V119L147 118H143L144 120H146V121H144L143 123H140V121L142 122L143 120H142V117L141 116H144V115H139L140 116V118H139V116L138 115H136V116H138L137 117V120H135V119H133V118H136V117H130L129 119H130V124L132 123L131 122V120H133L134 122H139V125H142V126H137L138 128H136L135 127V125L133 126L132 124L130 125L132 128H131V131H130V133L129 134H115V136H114V138L116 139V147H117V149H123V150H127V151H133V149H135L133 146H132V144L134 143V135L136 134V133H139V134H141V135H139L138 134V136H142L143 135V133L145 134V132H149L151 129H153V128H151L153 125H155V123L157 124L156 125V127L158 126V122H159V119H157V117L155 116L154 117V115L153 114H151V112H153V111H149L150 112V114L152 115V116H149L150 114H149V112ZM209 111H211V114H210V112ZM49 112V113H50ZM75 112V113H74ZM89 112H91V114L89 113ZM99 112V113H98ZM136 112V113H135ZM155 112H156V110H155ZM160 112V111H159ZM186 112V113H185ZM188 112H189V114H188ZM60 113V114H59ZM101 113V114H100ZM113 113V115H111ZM182 113V114H181ZM52 114V113H51ZM76 114H78V115H76ZM94 114V115H93ZM116 114V115H115ZM128 114H130V115H128ZM138 114H140V112L138 113ZM143 114H144V112H143ZM157 113H155V115H156ZM171 114L169 113V115L170 116H166V120H167V118H168V120L167 121H165L164 120V122L165 123H167V125L170 127V128H173V126L170 124V122H171V120H170V118L169 117H171ZM181 114V115H180ZM220 114V113H219ZM20 115H23V114H20ZM69 115H71V114H69ZM93 115V116H92ZM166 115H168V113L166 114ZM182 115L184 116V118H186V120H187V122H185L186 120H184V118L182 117ZM227 115V116H226ZM41 116H44V117H41ZM52 116V115H51ZM132 116V115H131ZM199 118H198V117ZM208 116V118H209V120L207 119V123H209L208 125L202 120L203 118H205V120H206V117ZM52 117V118H53ZM69 117V116H68ZM75 117H74V119H75ZM95 117V118H96ZM106 117H105V123H103V124H101L99 121H101L102 120V117H100V119L98 118L97 119V121H98V123L95 121V122H93V123H97L98 124V126H99V123L102 125V126H106V128L105 129H108V127L110 128L111 127V125L113 124L112 122H110L109 121V118L108 119H106ZM151 117V118H150ZM160 117H161V114H160ZM163 117H165V116H163ZM176 117V116H175ZM174 117V118H175ZM182 117V118H181ZM194 117V118H193ZM201 117V118H200ZM42 118H43V120H42ZM70 118V117H69ZM82 118V120L80 121L79 119H81ZM139 118V119H138ZM191 118H192V120H194V122L197 120V123L195 124L196 126H195V128H196V130L197 129H199V132L201 133V134H203V135H199L200 133L198 132V130H197V132H198V134H197V132H195L196 130H194V126H192V124L194 125V123H192L191 124V122H192V120H191ZM243 118V119H242ZM73 119V120H74ZM111 119V118H110ZM115 119H117V120H115ZM120 119V120H119ZM188 119L190 120V121H188ZM198 119H199V121H198ZM211 119V120H210ZM234 119H235V122H234ZM247 119H249L248 121H249V123H248V121H247ZM40 120V121H39ZM65 120H67L68 121V118L67 119H65ZM65 120H63V121H65ZM149 122H148V121ZM158 120V121H157ZM226 120H227V122H226ZM229 120V121H228ZM57 121H58V119H57ZM66 121V122H67ZM71 121V120H70ZM78 121H80V122H78ZM157 121V122H156ZM169 121V122H168ZM233 121V122H232ZM240 121H241V123H240ZM244 121V122H243ZM247 121V124H244V125H247L246 127H247V129H248V127H249V129L248 130H246V127L244 126V125H242L243 123H245ZM107 122V123H106ZM149 123V124H146V126L148 125V128L146 127V129H145V123ZM152 122V123H151ZM198 122H202V123H198ZM210 122H215L214 124H213V126H209L211 123ZM229 122V124H227ZM243 122V123H242ZM251 122H252V124H254L253 123V121L251 120ZM59 123H61V122H59ZM70 123V122H69ZM78 123H80L79 125H77ZM85 123V124H84ZM90 123V124H89ZM112 123V124H111ZM187 123V124H186ZM204 123V124H203ZM64 124H65V122H64ZM67 124V126L69 125L68 123H66ZM71 125H72V123H70ZM84 124V126H82V125ZM87 124H89V126H87L86 127V125ZM138 124V123H137ZM144 124V125H143ZM189 124V125H188ZM203 124V125H202ZM206 124V125H205ZM226 124H227V128H226ZM81 125V126H80ZM118 125V126H117ZM152 125V126H151ZM198 125V126H197ZM201 125V127H203L202 129H204V132L206 133V131L208 132V133H206V134H209V135H211L212 133H214V134H212V136H206L205 135V133L203 132V130L202 129H200L201 127H199ZM214 125H215V128H214ZM77 126H78V128H77ZM117 126V127H116ZM189 126V127H188ZM204 126H208V127H204ZM233 126H231V127H233ZM245 128H244V127ZM250 126H251V128H250ZM71 127V126H70ZM75 127L77 128V130L79 129V131H77L76 129H75ZM104 127H101L102 129L104 128ZM142 127V128H141ZM160 127V128H159ZM185 127V128H186ZM199 127V128H198ZM253 127V128H252ZM69 128V127H68ZM121 128V129H120ZM144 128V129H143ZM150 128V129H149ZM179 128H176L177 130L179 129ZM187 128L185 129V130H183V129H181V132H182V130L183 131H186L187 130ZM205 128H209L210 130H206L205 131ZM223 128H225V129H223ZM230 128V129H229ZM71 129V128H70ZM133 129V130H132ZM141 129V130H140ZM142 129H143V131H142ZM158 131H159V136L160 135H162V136H158V134H157V138L159 137V139H161V138H163L164 137V133L165 132H163L162 131V126H158L157 128H156ZM174 129H175V126H174ZM175 129V130H176ZM194 130L193 132H194V135L192 134V130ZM211 129H212V132H211ZM218 129V130H217ZM219 129H221L220 131H219ZM238 129H241V128H239L238 127ZM238 129L236 128L234 131H236L237 133H240V131L242 130H239V132H238ZM264 129V128H263ZM66 130V131H67ZM73 130H74V132H80L81 133V137L82 138H80V137H78V135H77V133H76V135H77V137L78 138H80V139H77V141H76V139H75V144L73 145V143L74 142H71L72 141V138L73 137H76L75 135H74V132H73ZM82 130V131H81ZM83 130H85L84 132H83ZM117 130V131H116ZM155 131V132H158V131ZM177 130L175 131V132H177ZM202 132H201V131ZM225 131H226V133H227V135L225 134ZM228 131V132H227ZM233 131V132H234ZM114 132L112 133V134H114ZM136 132V133H135ZM141 132V133H140ZM147 132V133H148ZM174 132V136H172V138H177L178 139V137L179 138H181L180 136H178L179 135V132H180V129H179V132H177L178 133V135H176V133ZM209 132H211V133H209ZM258 132H260L259 134H258ZM134 133V134H133ZM162 133V134H161ZM185 133V132H184ZM185 133V134H186ZM262 133V134H263ZM66 134H67V138H66ZM71 134V135H70ZM74 136H73V135ZM85 136V137H83V135ZM154 134H156V133H154ZM167 134H171V135H173V131H171V133H170V131L167 133ZM183 134V133H182ZM224 134L226 135V136H229V138L230 137H232L231 138V141H230V144L228 143V141H229V139H228V141H227V139H225V137H224ZM69 135L70 136H72V138H70L69 137ZM127 135V136H126ZM137 135V134H136ZM147 135V134H146ZM165 135H166V133H165ZM145 136V135H144ZM202 136V137H201ZM205 136L207 137V138H205ZM214 136V137H213ZM259 136L260 137H262V141L261 142H259L260 141V139H259ZM69 137V138H68ZM204 137V138H203ZM224 137V138H223ZM241 137V136H240ZM247 137V136H246ZM156 138V139H157ZM222 138H223V141H224V143L222 144ZM228 138V137H227ZM249 138H248V142H249ZM69 139L71 140V141H69ZM82 139H83V141H85V143H87V144H85L83 141H82ZM165 139V138H164ZM58 141V143H57V141ZM136 140H137V138H136ZM64 141H69L68 143H66V142H64ZM79 141V142H78ZM81 141V142H80ZM178 141H180V139H178ZM227 141V143H225ZM72 143V145L73 146H70V144L69 143ZM77 142H78V144L79 145H82V144H84L83 145V147L81 148V150H80V153H82L83 154V156H82V154H80V153H78V148H77V146H79L78 144H77ZM127 142H129V143H127ZM160 142V141H159ZM163 142V141H162ZM247 142V143H248ZM250 142V143H251ZM81 143V144H80ZM125 143H127V144H125ZM156 143H158V141H156ZM263 143V144H262ZM61 145L62 147L60 148L59 146H56V145ZM66 144V145H65ZM124 144H125V146L126 147H123L124 146ZM129 144V145H128ZM221 144H222V146H221ZM224 144H225V146H224ZM227 144H229L230 146H228ZM233 144V145H232ZM253 144H254V146H253ZM258 144V145H257ZM21 145H22V147H21ZM88 145H89V148H88ZM219 145H220V147H219ZM232 145V146H231ZM245 145V144H244ZM250 146H251V144H249ZM128 146V147H127ZM227 146V147H226ZM246 146H248V145H246ZM261 147V148H258L259 150H257V149H255L257 152H259L260 150H262V148H263V150H262V154H264V147ZM17 147H19V148H17V149H19V151H21V152H23V151H25L26 149H25V147L26 146H24L23 144H18L17 145ZM55 147V148H54ZM57 147H58V149H57ZM65 147V148H64ZM78 150L77 151V153H75V151H76V149ZM24 148V149H23ZM27 148V147H26ZM63 148V149H62ZM68 148L70 149V150H68ZM72 148V149H71ZM88 148V149H87ZM215 148V147H214ZM214 148H213V151H214V153L213 154H215L214 156H212V158H211V160L213 161V157H215V156H219L220 154H219V152H218V154L219 155H216V150H214ZM226 148V149H225ZM247 148V147H246ZM57 149V150H56ZM66 152H65V151ZM92 150V149H91ZM91 150H90V152H91ZM226 150V151H225ZM245 150V148L243 149V151ZM57 151H59V152H57ZM64 152V154H63V152ZM67 151H69V152H67ZM235 151V150H234ZM233 151V152H234ZM235 151V152H236ZM255 151V152H256ZM89 152V153H90ZM136 152L138 153V151L136 150ZM227 152H229L228 154H226ZM240 152H242V153H240ZM256 152V153H257ZM67 153V154H66ZM141 153H142V150H141ZM220 153H222V152H220ZM260 153V152H259ZM139 154H140V152H139ZM223 154V153H222ZM233 155H234V153H232ZM21 155H23V154H21ZM69 155H72L71 157L69 156ZM79 155V156H78ZM85 155V156H84ZM90 155V154H89ZM141 155V154H140ZM225 155H221L220 156V158L221 157H223V156H225ZM233 155H232V157H233ZM57 156V157H56ZM80 156H81V159H80ZM142 156V155H141ZM22 157V156H21ZM55 159H54V158ZM60 157V158H59ZM77 157V158H76ZM140 157V156H139ZM138 157V155H137V158H139ZM242 158V157H241ZM240 158V159H241ZM261 158L262 157H258V158H255L257 161H258V163L261 165L262 164V167H260V169L262 168H264V166H263V163H261V162H264V161H262L261 160ZM58 159H60V160H58ZM65 159V160H64ZM217 159V158H216ZM234 159V158H233ZM240 159H238V160H240ZM264 159V158H263ZM26 160V163H25V165L24 166H22L21 165V163H17L18 165H20V166H18L19 167V169H21V170H19V169H17L15 166H17V165H14V167L16 168H12V172H0V181H2L3 180V178H2V176L4 177V179H8L7 181H8V185H7V183L5 184V181L3 180V184H5V185H2V186H6L7 185V187L8 188H10V183L12 182V180H11V177L14 179V178H17V179H19V182H16V181H18L17 179H16V181L15 180H13V183H12V187H17V185L16 186H14V184H18V186H20L19 185V183L21 184V182H22V186H23V183L25 184H27V189L29 190H31L30 192H31V197L29 198V202L31 203V205L32 204H34V207L32 206V208L30 209L29 208V210H28V215L31 217L30 218V223H29V225L31 224V225H33L32 226V228L31 229H28L29 228V226H26V229H28V230H31V232H29L28 230H27V232H26V229L22 226L21 227V225L23 224V218H22V215L20 214V213H16L17 211H18V208H17V210H14V207H13V209H11L13 212H15V215L17 216V215H21V217L20 216H15L13 213V215L11 214V210H10V208H11V206H13V204L11 205L10 204V208L8 209V207H6L5 209H4V207H1L0 208V223L2 224V223H5V222H7V224H4V225H6L5 227V229H7L9 226H10V228L11 229H13L14 228V230L13 231H10V230H8V231H6V233L8 234V236L6 237L5 235H1L0 236V243L2 242V244H4L3 246H2V244H0V264H52L51 262H50V258H48L47 256H48V254H49V252L48 251H50V250H46V243L45 242H47L49 239H50V237L52 236V235H54V234H58V232H43L42 230H40L39 229V227L41 226L39 223H38V221H39V218L37 217V210H38V213H39V211L41 210V208H43V209H47V210H51V209H54L55 207V205L56 206H58V211H60V209L62 208H64V206L65 205H57L56 203L58 202V201H60V198L56 201V199H54L53 201L52 200H50V204H54V205H52V206H50L49 205V201H48V199H52L53 197H50V198H48L49 196H47V197H44V192L43 191H45V190H43L42 192H41V189H40V187L42 186V185H40V186H38L37 187V185H39V184H42L40 181L42 180V178L45 180V179H47V178H45V176L43 177V174H45L44 172H46V171H49V170H44V169H47V168H49V167H47V165L48 166H50V164H48V163H46V167H44L45 166V164H43V162L41 161V162H39L38 163V160H35V161H32L30 158H26L25 159ZM25 160H23V161H25ZM76 160H77V162H76ZM214 160H215V158H214ZM242 160V159H241ZM240 160V161H241ZM29 161V162H28ZM63 161V162H62ZM66 161V163L67 162H69V161H75L74 162V164L71 162V164L69 163V166L70 165H72L73 164V166L72 167H74V169L70 166V167H67V164L66 163H64ZM220 161L221 162H219V164L221 165V170H220V173H221V175L222 176H225V175H227L228 176V174H229V172H231V170H232V167L230 166V162H232L231 161V158L229 159V156H228V158L227 157H224V158H222V160L220 159ZM261 161V162H260ZM35 162H36V164H35ZM24 163V162H23ZM41 163H42V165H41ZM50 163H52L51 161H50ZM80 163H82V165L80 164ZM258 163L256 162V164H257V166H259L258 165ZM15 164H16V162H15ZM29 165V169H28V165ZM41 165V166H43V167H41L43 170H41V168H40V166L39 165ZM53 164H54V162H53ZM66 164V165H65ZM75 164H76V166H75ZM77 164H78V167H77ZM121 164V162H119V164L118 165H120ZM256 164H254V166L256 165ZM33 165V166H32ZM81 165V166H80ZM86 165V166H85ZM5 166H8V167H5ZM4 166V169L5 168H8L9 169V167H11L12 165H9V164H7V165H5ZM30 166H32V168L30 167ZM89 166V165H88ZM21 167V168H20ZM26 167H27V169H26ZM58 167V166H57ZM79 167H81V169L79 168ZM84 167V168H83ZM255 169L254 170H256V166L254 167ZM3 169V170H4ZM8 169H6V171L8 170ZM40 169V170H39ZM88 170H89V168H87ZM259 169V168H258ZM10 170H8V171H10ZM81 170H84L83 172H84V174L85 175H83L82 173L83 172H81ZM264 170V169H263ZM23 171L25 172V173H23ZM40 171H43V174H41L40 173ZM69 171H70V173L72 174V173H74V175H73V177L71 176V175H69L70 173H69ZM76 171H77V173H76ZM87 172V175L90 177V178H92V179H89V181H90V183H89V181L88 180H85V179H88V178H86V172ZM56 172V171H55ZM81 172V173H80ZM49 173H50V171H49ZM91 173V172H90ZM24 174V175H23ZM46 174H47V172H46ZM54 175H52L51 174V176H53L54 177V179L53 180H50L49 181V178H48V181L47 180H45L46 182V185H44L49 191H52L53 189L55 190H59L60 188H59V182L61 181H59V182H57V186L54 184V187L52 186L53 184L52 183H56V181H55V177L56 176H54ZM59 175V176H58ZM67 175H69L68 177H69V179L70 180H68V178H67ZM80 175H83V176H80ZM38 176V177H37ZM40 176H42V177H40ZM70 176L72 177V179L70 178ZM78 176H79V179H77V180H79L80 181V179H81V177H84L83 178V181H80V182H84V184H85V181H86V185H84L83 186V183H81V184H78L79 182L76 180V178H74V177H77L78 178ZM132 176V175H131ZM34 177H35V179H34ZM41 178V180H40V178ZM126 179H125V178ZM128 177H129V175H128ZM127 177V175L125 176H119V179H113V180H119L118 181V183H117V181L116 182H114L113 183V185H116L115 187H116V191L117 192H119V193H121V195H123L122 193H124V192H126L125 191V189L126 188H128V189H136L137 188V186H138V183H136V182H133V177H132V179H130L131 177H129L128 178ZM52 178V177H51ZM50 178V179H51ZM170 178H172V179H170ZM170 178H169V176L167 177V178H164V179H162V181H167V182H172L173 180H174V177L172 176V175H170ZM208 178V177H207ZM32 179H34V180H32ZM37 179V180H36ZM57 179V180H58ZM73 179H75V180H73ZM93 179H95L94 181H93ZM123 179V180H122ZM35 180L38 182H36L35 183ZM92 180V181H91ZM132 180V181H131ZM72 181V183H69V182H71ZM88 181V182H87ZM15 182V183H14ZM43 182V181H42ZM94 182H95V184H94ZM97 182V183H96ZM103 182V181H102ZM101 182V183H102ZM132 182V183H131ZM199 182L201 183H199L198 185L197 184H195V185H197L196 187H195V189H196V191H195V189H193L192 188V190H193V192H195L197 195H198V197H197V195L195 194V196H196V198H191V196H189V195H186V193L183 195V194H180V195H176L175 193H173L174 194V196L176 195V197H178V196H181L182 198H186V200H184V201H186V202H189L190 203V206L187 208V207H185V206H183V205H186V203L184 202V201H182L183 202V204H182V206L184 207H181V208H179V207H174V208H171V206L173 205V204H171V203H173V202H175L176 203V200H180L181 199V197H178V198H180V199H176V197H173V195H171V198L174 200H172L171 198H170V195L169 196H167V197H169L168 199L165 197V195H161L160 197H157V193H155L150 199L149 198H139V200H140V202H144L145 204H146V206L148 207V208H150L151 209V211L154 209V213H153V211L151 212V214H150V216H149V218H148V221L149 222H147L148 224H146L145 225V227H144V232H143V229L141 230L143 233H141L140 234V239L142 240V241H149L150 240V243H151V246H152V249H153V252L157 255L158 254V252L160 251V257H162V258H164V259H161L160 261V264H185V262H182V263H180L182 260L181 259H184L185 260V257H188V253H189V251H190V254L189 255H191V252H192V248L193 247H196L197 245H195V243L196 242H198L199 243V241H200V243L203 241V242H208V241H216L217 243H219V242H221V241H226L227 243H225L223 246H221V247H219L218 249L220 250V251H222V250H225V249H228V247H230V248H233L234 249V247H235V250L238 252V248H241L240 250H239V252L241 253V250L242 251H244L243 249H246L245 251L247 252V255L246 256H248V257H246L247 258V263L248 264H258V263H261V259H260V256L259 255H257L256 254V252L254 251L255 250V247H253V245H252V240L254 239V240H256L257 238H259V239H261L260 240V242L262 241L263 243H264V231L262 232V229L264 230V228H262V226H261V224H262V222H264V220L262 221H260V220H257V223H255L256 224V226H257V228H254L255 229V233L253 232L252 233V235L253 236H248V235H246L245 236V234H244V236L241 234V232L243 231L242 229H244V231L243 232H245L247 229H246V225H241V223L235 218V217H237V215L235 214V212H236V210L238 209V210H241V211H243V210H246L245 212H247V210H248V212H250V210L251 211H253V210H255V208H253V207H251V205H249V203L247 202V201H241V206L238 208L237 206H233V204H232V202H233V199L232 198H228L227 197V195H228V193H226L227 192V190L225 189H223L224 187H223V184L222 183H218V181H217V183H213V184H211V185H206L205 183H202V182H204V181H200L199 180ZM44 183V182H43ZM98 183H99V185H98ZM120 183V184H119ZM25 184V185H26ZM62 183L60 182V185H61ZM128 184H129V186H128ZM132 184V188L130 187V185ZM158 184V185H157ZM156 184V186H157V189H160L159 187H162V185H161V183H157ZM205 186H204V185ZM217 184V185H216ZM24 185V186H25ZM95 185V186H94ZM96 185H98V186H96ZM125 185V186H124ZM128 187H127V186ZM218 185H220V187L218 186ZM48 186H52V187H48ZM88 186H91V187H88ZM118 186V187H117ZM121 188H120V187ZM222 186V187H221ZM36 187V188H35ZM57 187H58V189H57ZM88 187V188H87ZM125 189H124V188ZM31 188H33V190L36 192H34ZM40 190H39V189ZM68 188V189H69ZM91 188V189H90ZM107 188H110V186H107ZM25 189V188H24ZM70 189V190H71ZM208 189V190H207ZM55 190V191H56ZM94 190V191H93ZM121 190V191H120ZM123 190V191H122ZM127 190V189H126ZM106 191H109V189L108 190H106ZM29 192V193H30ZM96 192L98 193V194H96ZM101 192V191H100ZM144 192V189H141V193H143ZM49 193V192H48ZM53 194H54V191L52 192ZM51 193V194H52ZM52 194V196H54ZM57 193H55V195H56ZM102 194V193H101ZM2 195V196H1ZM199 195H201V197L199 196ZM230 195V194H229ZM6 196V194H4V193H2V191L0 192V202H1V204L2 203H5L7 200H5V199H7V196ZM29 196H30V194H29ZM46 196V195H45ZM185 196V197H184ZM189 197L188 199L191 201H189L188 199H187V197ZM57 197V196H56ZM55 196H54V198H56ZM131 198H132V196H130ZM129 197V198H130ZM227 197V198H226ZM58 198V197H57ZM160 198V199H159ZM164 198V199H163ZM165 198H166V202H167V204H166V202L165 201H163V200H165ZM191 198V199H190ZM201 198V199H200ZM44 199V200H43ZM170 199V200H169ZM193 199V200H192ZM202 200L201 202H200V200ZM220 199H221V207H220V209H222V211H221V213H220V215H218V214H215V212L217 213V209H216V206H215V204H213V205H211L212 203H216L217 202V200L218 201H220ZM4 200H5V202H4ZM160 200L163 202H160ZM168 200H169V203H168ZM183 200V199H182ZM43 201H45V202H43ZM46 201H48V203H46ZM56 201V202H55ZM151 202V203H150ZM205 202V203H204ZM236 203H238V201H235ZM7 203H9V202H7ZM11 203V202H10ZM29 203V204H30ZM60 203V202H59ZM58 203V204H59ZM148 203V204H147ZM185 203V204H184ZM200 203V204H199ZM211 203V204H210ZM194 204H196V205H194ZM6 205V204H5ZM4 205V206H5ZM30 205V206H31ZM153 207H152V206ZM171 205V206H170ZM7 206V205H6ZM235 207H237V208H235ZM33 208L35 209V210H33ZM67 208L68 207H66V210H67ZM253 208V209H252ZM7 209L8 210H10V212L8 213L7 212ZM65 209V208H64ZM183 209V210H182ZM250 209V210H249ZM6 210V211H5ZM68 210L70 211L71 210V207L70 208H68ZM75 209H73L72 208V212L74 211ZM155 210H156V212H155ZM225 210H227V212H229L231 215H228V214H226L225 213ZM42 211V210H41ZM63 211V210H62ZM72 212H70V214L72 215ZM175 212H178V213H176L175 214ZM214 212V213H213ZM244 212V211H243ZM247 212V214H249ZM184 213V214H183ZM257 213V212H256ZM256 213H254V215L256 214ZM245 214V213H244ZM246 214V215H247ZM259 214V213H258ZM254 215H253V217H254ZM14 216V218H12V217ZM212 216V217H211ZM196 217L197 218H202V220L200 219V220H197L196 219ZM209 217H210V219H209ZM255 217L258 219V217L255 215ZM254 217V218H255ZM10 218V223H9V221H7L8 219ZM22 218V219H21ZM234 218V219H233ZM207 221H206V220ZM236 219V220H235ZM19 220H20V222L22 223H20L19 222ZM226 220L228 221V222H226ZM233 220V221H232ZM235 220V221H234ZM5 221V222H4ZM18 221V222H17ZM200 221V222H199ZM206 222H208V223H206ZM230 222L232 223H234V225H233V223H232V225L230 224ZM259 222H261V223H259ZM18 223H20L19 224V226H17V224ZM205 223V224H204ZM9 224V225H8ZM195 224H197V225H200L201 227H205L204 229L203 228H201L200 226H199V228H201V229H203L204 231H202V230H200V229H196V227L198 228V226L197 225H195ZM230 224V225H229ZM237 224V225H236ZM30 225V226H31ZM204 225V226H203ZM207 225H209L208 227H210V229H211V231H210V229H208L207 228ZM240 227H239V226ZM233 226H238L239 227V229L243 226V228L241 229V231H238V228H237V231H238V233L237 234H235L234 232H232L231 231V229L233 228ZM255 226V227H256ZM19 227V228H18ZM28 227V228H27ZM195 229H194V228ZM33 228H35L36 229V231L37 232H35V229H33ZM216 229L215 231H212V230H214V229ZM218 228V229H217ZM5 229H3V230H5ZM9 229V228H8ZM21 229V230H20ZM182 229V230H181ZM206 229V230H205ZM208 229V230H207ZM32 230H34L33 232H32ZM199 230V231H198ZM17 232V236L16 235H12V233L13 232ZM206 231V232H205ZM210 231V232H209ZM236 231V232H237ZM254 231V230H253ZM257 231V232H256ZM261 231V232H260ZM1 232H3V231H1ZM0 232V233H1ZM5 232V231H4ZM3 232V233H4ZM11 232V234H9ZM30 234H29V233ZM61 233H63L62 231H60ZM59 232V233H60ZM212 232V233H211ZM216 232L217 233H219V232H223V235H221V236H219V234H216ZM229 232H230V234H229ZM260 232V233H259ZM19 233V234H18ZM23 233H26V234H23ZM37 233V234H36ZM39 233V234H38ZM214 233V234H213ZM263 233V234H262ZM34 234H36V235H34ZM256 234V235H255ZM260 234V235H259ZM262 234V235H261ZM19 235V236H18ZM24 235V236H23ZM26 235L28 236L26 239H25V237H26ZM30 235H31V237H30ZM78 235V236H77ZM76 236H73V238H75V239H77V240H75L76 242H78L79 244V246L80 247H82V245H83V247L82 248H86L85 250H87V251H90V254H91V250H89V248L90 249H92L91 247H92V245L91 244H95V239H93V237H91V235H89V237L87 236H82V234H77ZM142 235V236H141ZM144 235V236H143ZM233 235V236H232ZM238 235V236H237ZM239 235H240V237L242 238V240H240V238H238L239 237ZM12 236V237H11ZM15 236V237H14ZM36 236V237H35ZM150 236V237H149ZM4 237H6V239L4 238ZM19 239H18V238ZM24 237V238H23ZM2 238V239H1ZM61 238V239H60ZM60 238H57L58 240H63V236L62 237H60ZM90 238H91V240H90ZM149 238H151V239H149ZM243 238H245L246 239V241H244V239ZM256 238V239H255ZM9 239V240H8ZM13 239V240H12ZM23 239V240H22ZM86 239V240H85ZM238 239L240 240V242H238ZM5 240V241H4ZM29 241V243H28V241ZM35 241V243H34V241ZM39 240V241H38ZM74 240H73V243H74ZM151 240H153V241H151ZM156 240V241H155ZM157 240L159 241L158 243H154V242H157ZM31 241V242H30ZM38 241V242H37ZM88 241V242H87ZM243 242V246H242V242ZM7 242H9L8 244H6ZM11 242V243H10ZM85 242L87 243V245L85 244ZM252 242V243H251ZM255 242V241H254ZM113 244H114V242H112ZM197 243V244H198ZM230 243H232V245H233V247L230 245ZM32 244V245H31ZM39 244V245H38ZM76 244V243H75ZM113 244H111V242H110V244H109V246L108 247H111L110 249H114V247H115V245H113ZM161 244V245H160ZM236 244V245H235ZM7 245V246H6ZM37 245H38V247H37ZM77 245V244H76ZM90 247H89V246ZM241 247H240V246ZM30 246V247H29ZM86 246V247H85ZM89 248H88V247ZM135 246V247H134ZM251 246L253 247V248H251ZM263 246V244L261 243V247ZM37 247V248H36ZM134 247V248H133ZM247 247V248H246ZM35 248V249H34ZM79 247H77V249H78ZM81 248V249H82ZM136 245L134 244L131 248H130V252L129 253H131L132 254V257H133V259H132V257H131V259H130V257H128V260H127V264H129V262L131 263V260H135V258H134V254H136V251L138 252V249L136 250ZM243 248V249H242ZM42 250V252H41V250ZM80 248H79V250H81ZM207 249H208V247H207ZM257 249V248H256ZM78 250V251H79ZM83 250V249H82ZM248 250V251H247ZM37 251H38V253H37ZM45 251V252H44ZM244 251V252H245ZM30 252H32V253H30ZM80 252H84V251H80ZM31 254V256H30V254ZM41 253H42V255H41ZM85 253H88L89 254V252H85ZM88 254H84L85 255V257L84 258H89L90 260H91V258L88 256ZM41 255V256H40ZM74 255H76V254H74ZM92 255V254H91ZM168 255V256H167ZM158 256V255H157ZM167 256V257H166ZM31 257V258H30ZM33 257V258H32ZM75 257V256H74ZM79 257V256H78ZM172 257H173V259H172ZM193 256L191 255V257L190 258H192ZM224 257H226V256H224ZM42 258V259H41ZM84 258H79V259H81V261L84 259ZM158 259H160L159 257H157ZM32 259V260H31ZM43 260V261H41V260ZM75 259H77V258H75ZM225 259V258H224ZM223 259V262L221 263V264H230L232 261L230 260H224ZM88 260V259H87ZM186 260H187V258H186ZM12 261V262H11ZM45 261H47L46 263H45ZM76 261V260H75ZM89 261V260H88ZM155 261H158L159 262V260H155ZM171 261H173V262H171ZM194 262L195 260H194V258H192V259H190L189 261L187 260V263L188 264H192L191 262ZM10 262V263H9ZM35 262V263H34ZM50 262V263H49ZM77 263H79V260H77L76 261ZM76 262H74L75 264H77ZM83 262V261H82ZM82 262L80 263V264H82ZM85 262H86V259H85ZM84 263V262H83ZM90 263H92V261H90ZM94 263V262H93ZM92 263V264H93ZM264 263V262H263ZM86 264V263H85ZM106 264V263H105ZM159 264V263H158ZM233 264V263H232Z\"/></svg>",
  "mask_w": 264,
  "mask_h": 264
}]
</instances>
